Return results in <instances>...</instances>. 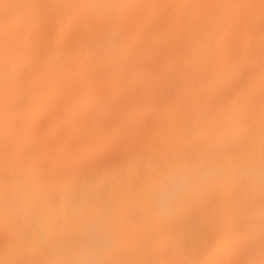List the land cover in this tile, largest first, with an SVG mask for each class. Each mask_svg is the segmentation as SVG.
Here are the masks:
<instances>
[{
  "label": "rangeland",
  "instance_id": "374dc122",
  "mask_svg": "<svg viewBox=\"0 0 264 264\" xmlns=\"http://www.w3.org/2000/svg\"><path fill=\"white\" fill-rule=\"evenodd\" d=\"M2 1L3 0H0V3H2ZM13 1L6 0L5 1L6 6L9 7V6L13 5L12 7L16 8L18 6H21V4H22V1H20V0H19V2H21V4H19V2L17 0H15L16 3L13 4ZM24 1H27L28 4L24 2V4H27V7H25L26 5L23 4L22 5L23 9L20 7L18 9H15V10L12 7L4 9L3 11L0 9L1 15L4 16V18L2 17V20L0 21V29L4 30L6 32L9 30L8 33L10 34L12 31H15V32L18 31L16 26L23 27L21 25L27 24L26 26L24 25V27L27 30H25V28L23 27V29L22 30L20 29L19 31L20 32L21 31L22 32L28 31V34H27V32L26 33L23 32L22 33L23 35L19 32H17V33L14 32L15 35L17 34V36H18V34H21L20 38L22 41V38L24 40L27 37H29L28 36L29 34H30V36L32 35V32H33L32 29L35 26L39 27V26H37V25H40L38 21H40L42 18H44L45 21L43 19L42 23L45 24V26H43V27H44V29L47 28L46 30L49 31V34H48L49 38H47L48 36L47 37L44 36L46 34L43 35V39L45 42V46H44L45 48L44 47L42 48L41 43L44 44V42H43V40H41L42 37L40 36V34H38V32L43 34L42 30H38V32H36V33L33 32V33H35V35L38 34L41 37V39H40L42 41V42L40 41L41 47L39 46V44L37 45L38 46L37 48H41V49H39L41 60L44 63L45 62L50 63L52 61L55 65H52V64L50 65V64L45 63L44 65L42 64L43 69L40 68V66H39V70L35 67V65L36 66L38 65L39 61L41 63H43L41 60L36 58V57H38V55L35 56L36 54H33V52H32L33 49L34 50H36V49L30 48V51H29V49H27L29 52H31V54H30V53H27L26 52L27 50L24 48V47L29 48L31 45L33 47H35L34 45L36 43H38L39 41L37 42L38 38L36 39V37H33V39H30L31 44H29V45L27 44L30 41L27 38L29 41L26 40L27 43L24 42V44H26V46L23 43H21V45L20 44L17 45V46H20V48L17 47V49H19V50L23 47L21 50L23 52H25V54L22 51L20 52L17 49H16V52L14 51L15 52L14 56L18 55L17 52H20L19 55L21 54L20 55L21 57H22V54H24L23 56H25V57L27 54H30L32 56L31 58H30V55H28L29 58L23 57V60L29 59L28 60L29 65H27V63H26L28 61L22 62L25 66H29V67H25L26 69L24 68L22 63L19 62V60H18L19 64L21 63L19 71H21V69L23 71V68H24V71L22 72V74L24 73L26 75L31 74L30 71H32L33 73H36V74L39 71H41V73H39L40 76L38 74H37V76L40 78H43L45 76V74H44V76L42 75V77H41V74L43 73V71L46 72V70H49L50 68L56 69V67H57L58 71L53 69L55 72L50 71V73H49L47 71V74L48 73L51 74V72H53V74H56V72H58V73L56 74L57 76L52 75L53 80H51V79L48 80L50 77L49 76L47 77V74H46L45 82H46V80H48L50 82H47L46 84H44V82L42 81L44 86L42 85V87H41V85H40L41 88H38V86H37L38 84L37 85L35 84L36 86L34 84H31L32 82L36 83L34 81L35 78L37 81L40 82L41 79H39L36 75L32 74V76H34V77H33V80L31 81V83H30L31 79L28 80V78L29 77L31 78L32 76H28V78L26 79L23 75L22 77H20V79L25 78V80L22 81L19 79V81H20L19 83L22 82V84H19V85H21L22 87L17 86L18 84L15 86L19 90V92H18V90L15 87H14V89H11V88H9V86L6 85V83L8 81H10L12 79V77L14 76V74L11 75L12 74V70H11L12 65L9 63V65H8L9 70L7 67L5 70H3L7 73V75L5 74V72H2L3 68L1 69V67L7 65L5 63L10 62V61L3 62L5 65H3V63L0 61L2 63V65L0 66V71H1L0 75L2 74L0 76V81L3 79L2 80L3 82L1 81L0 86H2V84H4L5 86H2V88L3 89L6 88L7 90H5V89L4 90L8 91V95H6L7 94L6 92H5V94H3L4 96L5 95L7 96L6 97L7 101L12 98L11 100H9V102H11V104L10 103L8 104L7 101H6L7 102L6 103L5 101H3L4 99H1V98H0V102L3 101L4 102L3 105L7 104V107L9 105V107L11 108V106L14 102L13 101L14 98L18 99L19 103L22 101L21 105L18 104L19 106H17V107H19V108L16 110L15 113H13L14 112L13 110H15L17 107L15 109L12 107L13 108L12 112L10 111L9 113L10 114L13 113V115H10V118H15L14 120H15L16 124H17V120H19V123L21 124L20 119L23 117V115L26 114L25 115L26 117L24 116L21 120L28 117V119H26L27 121H25V119L23 120V122L25 121L24 123H26L27 126L29 124L27 122H30L31 120L35 119L36 120L35 123L37 124V125L36 124L35 125L38 128L37 129L38 132H37V130L35 132V137H36V133H37V138H38V139L36 138L37 141L40 142V140H42L43 143H46L44 145V148L37 149V147L32 148L31 143L28 144L29 141H31V140H27V139L20 140V145H19L20 148L19 149H22V150H20L21 153L19 151V153L17 154L18 157H15L16 155H10L12 152L9 153V150H7V152L9 153L7 156L8 157L10 156L9 158L11 161L7 158L5 159L7 152L3 154V152H5V151H1L2 158H4V160H8V162L6 161L8 163V166L6 164H4L5 167L4 168L1 167V166H3L2 164L6 163V162L3 159L0 160L3 162V163L0 162V167H1L0 177L3 178V175L5 174V172H4V174H2V172L6 171V170H4L6 168L9 172L6 171L5 176H7V179L6 180L4 179V181H5V183H9L12 179L13 185L9 189V194L11 193V195H8L9 197L7 196V193H6L7 191L5 192V194H3V196H4L3 198H1L2 196H0V204H1V206H0V208H1L0 209V211H1L0 212V255H1V252L2 253L4 252V249L8 250V251H5L4 253H6V252L8 253L9 249H10V251L15 250L16 245H17V241L21 237L23 238V239L22 238L21 239L25 243V247H29L31 240H29L28 238L31 239L33 237V235H35L37 237V235H39V234L40 235L44 234L45 230H43V229L46 228V226H45L46 224L47 225L48 224L49 225L55 224L56 227L59 226V230L62 228V231H65L66 234H67L68 230H70L71 228H74L73 231L77 229L76 230L77 234L75 232H73V233H75L74 235L80 236L81 241L79 243L78 240L76 242L74 239L76 244L74 242V246L73 245H71V246L75 247V245L76 246L78 245L77 248H79V246H80L81 249H83V250L80 249L82 252H77L76 250H75V252H77V254L78 253L79 254L82 253V254L81 255L78 254V256H77V254H75V252L73 251L74 256H76V257H74L72 252H71L72 255L71 254L70 255L74 259V260L73 259L71 260V257L67 256L70 252L67 255L62 253L66 250L69 251L68 248L66 250H64V245H63V247H60V248L63 249L64 251H62L58 247V249L61 250L60 252L63 254V255L61 254V256L63 258L61 256H58V254H56V252L59 253L57 251L58 249L56 250V252L51 250L52 252H55V254L54 253L52 254L51 251L49 253V256H48V254H46V256L48 258L51 257L50 261H49V259H47V257H45V259H43L42 261H40L37 264H64L65 261H66L65 262L66 264H72V263L73 264H79V263L80 264H96L97 262H98L97 264H105V263H109V264H130V263L131 264H134V263L135 264H154V263H156V264H189V263H192V264H208L209 261L215 257V255H214V257L211 255H212V253L214 254V252L217 250L216 248L220 247V244H221L220 241L221 240L223 242H226L229 240L228 242L223 244V246H225V250L228 249V250L232 251L233 247L234 248L236 247V249H237L238 247L235 245L239 244L238 241L241 243V244H239L241 246V248H243V247L245 248V249L243 248V252L241 251L242 254H241V252H239L241 249H237V250H239L238 251L239 257L241 256V258L239 260L236 258L237 261H233L232 264L235 262H236V264H253V263L254 264H264V225H262V224H264V221H262L261 219H257V221H256L257 223H254V219H256L254 217H258V218L264 217V197H262V196H264V195H262V193H264V191H262V189H264V174H262V173H264V149H261L259 147V143H258L259 141L264 139V137H262L264 135H261V134H264V131H262V130H264V128H262V130L260 128L261 125H264V83L257 82L258 77L260 78V80H262V82H264V77H262V74H264V72H262V71H264V67H262V66H264V48H261V46L264 45V39H262V38H264V4H261V2H260L261 0H240V4H241L244 12L245 11L247 12V10H250V9H255L257 14H258V15L255 14L253 16V19H252V17H248L249 19H251L249 21H252V20L255 21L253 23L252 29H249V27H251V26L247 27V25L249 23H251L247 20L248 18L244 19V21H246V23L244 25L241 22V19L239 20L241 23L237 21L238 16H240L238 14H241L240 9L237 11L236 15L233 13L234 11L236 13V9L240 8V4L238 7H236V9L231 7V6L226 8L224 6L226 4V2H224V0H218V2L221 1L222 4L224 2V5H223L224 9L221 10L220 13L218 12L219 14L218 13L216 14L217 11L215 12L212 9H215V8L217 10H219L218 8L222 9V7H220L222 4H221V2H219V4L216 3L217 4L216 5L213 3V1L217 2V0H213L212 1L213 7H214V5H216L217 7H215V8L212 7V9L210 11L211 13L208 14L211 16H207L204 19L203 17L198 15L199 18L201 17V19L204 20L203 23L205 24L204 27H202V28H205L206 34H204L202 38L199 37L200 33H197L196 28H194L192 30H188L189 29L188 24L190 22L191 13L189 11L186 12L185 11L186 9L180 13L184 19V20H181L182 22L180 20H179V22H178V20H176V19H181L180 18L181 16L178 17L179 13L177 12L176 9H173V8H171L173 10L171 12H170L171 9H168L169 10L168 15L172 14V15H169V17L171 19L169 18V21H166V20H168L167 18L166 19L162 18L164 20L161 21L159 15L162 14L161 12H163V11H160V9H159L162 7V5L159 3L160 1L158 3L157 2L153 3L154 4L153 9L157 11L154 13V15H151L152 13L149 15L148 14L149 10L147 11V14L151 18H154L153 20L156 19L155 22H150L149 21L150 18L147 16V14L145 12L143 13L141 11L142 10L141 7L147 8V6H145V5L142 6V4H144V3H142L141 1H136V0H131L132 2L134 1V4L132 7H131L132 4L129 3L130 0H122V1L118 0V3H117V0H114L115 2L112 3V5L115 4V7L113 5L114 9L112 8V6H108V5H111L110 0H98V1L95 0L96 2H100L97 4V5H99L100 9L96 10L97 5H95L96 8L94 9V11L96 12V13L95 12L94 13L97 14V12H98V14H99V15H97V17L95 16V14L92 17V15H91L92 12L88 13L89 11L84 10V13H83V11L82 12L80 11L82 8L85 9V6H84L85 3H86L87 8H89L87 5V0L85 1V3L83 0H81V1L80 0H70L69 1L70 4L68 3V0H63V1L61 0L62 3L64 2L63 4L59 0H56V1L53 0L54 3L53 2L50 3V0L49 1L46 0L47 2H49V4L45 0H32V4H31L32 6L31 7H30V3H29V2H31V0H24ZM93 1L90 0V2H88V4L89 3L91 4ZM95 1L93 3H96ZM119 1H121V4ZM143 1L147 2L146 4H148V2H149L147 0H143ZM154 1H157V0H154ZM161 1H162L161 2L162 4L167 3V0H161ZM170 1L168 0L167 4H169ZM6 2H9L10 4L8 5V3H6ZM55 2H56V5H55ZM150 3L151 2H149V4ZM3 4H4V2L1 4L4 8L5 4L4 5ZM15 4H19V5L15 6ZM33 4H35L38 7V10L40 9L39 13H41L42 11L44 12V15L47 16L48 21H49V19H50V21L53 20L52 23L50 21L48 22L52 25H50L46 22L47 19L45 18V16L43 17V14H39L36 12V9L33 8V6L35 7V5H33ZM50 4H52L51 8H53L52 9L53 13L50 12V10H51ZM60 4L62 6H60ZM71 4L72 5L75 4L76 7L77 6L78 7L76 9H74ZM116 4L118 6H116ZM127 4H130V5H128V6H130V10H131V8L134 9V11H135L134 13L129 11V7H127ZM75 5H73V6H75ZM227 5L228 4H226V6ZM42 6L45 8V11H44V8ZM91 6H92V4H91ZM148 6H151V5H148ZM203 6L205 7V3H203ZM92 7H94V6H92ZM92 7H90L89 9L91 10ZM27 8H29L28 9L29 14H27L26 10H25L26 14L24 13V9H27ZM30 8H33L35 10L34 11L31 9L33 12L36 13V14L34 13V15L36 17H39V15L42 16V17L40 16L41 18H37L38 21H37V19H36V21H35V19H33V21L31 20V23L29 22L30 16L27 17V15L31 14ZM54 8L57 10H55ZM108 8L113 9L110 11L108 10L110 12L109 15L112 16L113 19H114L115 15H117L116 14V13H118L117 11H120L119 9H121V11H123L122 14H121V12L119 13V14H121L120 17H116L114 19L115 23H117V25H115L114 28L111 26V24L114 22L111 21L112 19L109 15H108L106 20L103 19L102 17L100 18V16L103 14L102 12L106 13V9H108ZM146 8L143 10L146 11L147 10ZM150 8L151 7H149V9ZM163 8H164V5H163ZM77 9L79 10V12ZM16 10L19 13V16L17 18H20V16H21V18L18 19L17 24L15 22V25H14V22H13L10 26H8V25L5 26V24H7L5 22H7L9 19L12 20V19L16 18L17 14H18V13L16 14V12H17ZM46 10L48 12H46ZM72 10H73V12H72ZM151 10H150V12L154 11V10H152V11ZM230 10H231V12H230ZM14 11H15V13H14ZM91 11H93V10H91ZM164 11H165V8H164ZM77 12H78V15L82 13L81 16L84 14H87L86 18H84L85 16L82 17L83 21L84 20H85V22L87 20H88L87 22L91 21L92 23H94V25L97 24V22L99 24H101V25H97V26H99V27H97L98 29L103 27V29L101 31L99 29V31L102 32L100 37L98 36L99 42L97 41L98 37H96L99 31L97 30L98 32H96L95 28H94L96 25L92 27V29L94 28V30H92V31L90 30V33L93 32V34L91 33L92 37H93L94 33H97V34H95V38L94 37L90 38V34H88L89 33L88 30L90 28V26H89L90 22H89V25L87 24L88 26L86 25L87 27H85V29H83L84 24H86L85 22H83L84 24H82V22H81L83 27H82V25H81V27L75 25V24H78V25L80 24V23H77V22H80L79 20L77 21V19H76V18H78V19L80 18V15L78 17ZM124 12H127V13H124ZM185 12L187 14H185ZM193 12H195V10ZM48 13L51 14L52 16H54L53 19L51 18V15H48ZM56 13H58L57 15L60 14L59 17L56 15ZM66 13L70 16L67 17ZM129 13L131 15H133V14L134 15L131 17ZM212 13H214V14H212ZM107 14H108V12L106 13V15ZM124 14L125 15L127 14V16H130V19H129L130 25L128 24L129 20L126 21L127 18H129V17H127L126 19L122 18L124 16ZM136 14H138L137 17L139 20L137 19V21L139 22L138 23L139 25L137 23L136 24L138 26H140V24H141V27H139V28L137 25H136L137 28L134 27V24L136 21V19L134 21V16H136ZM1 15H0V17H1ZM89 15H91V16H89ZM234 15H235V17L233 18L234 22L239 23V25L241 24L240 26L233 23V24H235V26H234L231 23L233 20H229ZM13 16H14V18H13ZM160 16H162V15H160ZM241 16H244V13H243V15L241 14ZM94 17L96 19L91 20ZM109 17L111 19L110 23L112 22L111 24H109ZM164 17H166V16L164 15ZM176 17H178V18H176ZM25 18H28V20L27 19L26 20L30 23L32 28H31V26H29V23L27 21H25ZM119 18H122V20H123V22H125V24L119 23L121 21V19H119ZM157 18L160 20V23H159L160 29L165 28L166 26L164 27V24H166L167 26L170 27V28L168 27L169 29L174 28L173 31H175L176 30L175 27H178L176 25V23H179V25H181L179 27H181L182 30L180 32L176 33L175 38H174L175 44L174 43L170 44V45L174 44L172 46V48L168 47L165 44V42H167V41H165V42H162L163 40L160 41L161 38L159 36L163 32H166V31H163V29H162L160 31V33H161L160 35H159V32H156V33H158L159 36L156 35V33L154 32L155 30H153V29H155L156 27L153 28L152 23L155 24L158 21ZM239 18H241V17H239ZM73 19H76V20L73 21ZM201 19L198 20L199 23L202 22V21H200ZM23 20H24V22H23ZM71 20L73 21L72 24L74 25V29H73L74 31H71L72 34L75 33L73 35L70 34L71 32H69V34H68V32H67L68 30H66V28L68 26H70V27H68L69 31L72 29L71 28L72 25L70 24ZM97 20H99V21H97ZM103 20L108 21L106 23V25L103 24ZM21 21L23 24L18 25L19 22H21ZM105 21H104V23H105ZM151 21H152V19H151ZM174 21H176V23ZM131 22H132V24H131ZM183 22H184V24H183ZM1 23H4V25H1ZM148 23L151 24V26ZM9 24H10V22H9ZM59 24H60V26H59ZM156 24H155V26H156ZM249 25H252V23ZM11 26H13V27H11ZM27 26H28V28H27ZM131 26H133L134 30L131 29L132 28ZM242 26H245V27H242ZM151 27H152V29H151ZM187 27H188V29H187ZM13 28L14 29L16 28L17 30H14ZM77 28L79 29L80 33L81 32L83 33L84 37L82 36V33L80 34L79 32H77V30H78ZM86 28H88V30ZM49 29L51 30V32L53 31V33H51ZM169 29H167V27H166V30L170 31ZM2 30H0V32ZM65 30H66V32H65ZM128 30L130 32L131 31L132 32L130 33V32H128ZM149 30H150V32H149ZM6 32H1L2 34H0V37L1 38L3 37L2 40L7 39V37L4 36V33L6 34ZM46 32L47 31H45V33ZM63 32H65V33H63ZM76 32H77V34H76ZM171 32H172V30H171ZM184 32H185V34H184ZM8 33H7V35H8ZM55 33H57L56 35L61 36V38L56 39L57 36L55 35ZM149 33L151 34V37H149L150 36ZM24 34H27V36L25 37ZM50 34H52V36H50ZM79 34L82 36V39L80 38ZM87 34H88V36H87ZM66 35L67 36L69 35L68 37H72L74 39L76 37V39L74 41L70 40V38H69V40L71 42H73L74 44L73 43L70 44V42L67 39L68 37ZM74 35H76V36L74 37ZM10 36H11V34H10ZM157 36L159 37V40H158ZM188 36H191L192 38H187ZM4 37H6V38H4ZM14 37H15V39L17 38L16 36H13L12 38H14ZM78 37H79V39H78ZM1 38H0V41H2ZM20 38H19V40H20ZM34 38H35V40H34ZM87 38L89 40H87ZM46 39H48V40H46ZM188 39L189 40L194 39V41L197 42L194 48L189 45ZM219 39H222V41ZM261 39H262V41L260 42ZM45 40L48 42H51L52 48L55 47L54 51L56 50V47H57V50L60 49L59 48V41L62 40L63 43L66 41L64 43V46L62 45L63 44L62 41L60 42V45H61L60 50L63 52L62 53H60L58 51H56V52L52 51L51 52V47L50 46L48 47L49 43L46 44ZM77 40L79 41V43H80V40H84V42L86 44L88 43L89 47L87 45H84L85 43L83 41L81 43V44L84 43L82 46H81V44L78 45ZM35 41H36V43L33 45L32 43ZM86 41H88V42H86ZM216 42H218V45H219L218 47H220V48H221V45L223 44L222 42H224V45L229 46V47H227L229 52L227 51L226 55L227 56L229 55V57L231 58V60H229V61H232V63L228 62L227 56H225V58H223V56L221 55V53H223L222 51H221L220 55L216 54V55H219V59L213 58L214 56H216V55H214L213 57H211L210 63H208V60H209L208 57H210L208 52L210 51V49L214 45H216ZM226 42H227V44H226ZM66 43L68 45L70 44L69 50L71 49L73 52L68 51V48H67V51H66V49H64V48H66V45H65ZM89 43H92V44L89 45ZM219 43H222V44H219ZM10 44H11V42H10ZM75 44H76V46H75ZM258 44H259V47L255 48L254 46L258 45ZM248 45H250V54L247 53V52H249V51H247V47H249ZM188 46L190 48H192V50L190 48L188 49ZM223 47H222V50L225 51L226 48L224 47V49H223ZM166 48H170L169 49L170 51ZM31 49H32V51H31ZM193 51H197V54L193 53ZM69 52L72 53V56H69V55H71V54H69ZM63 53L67 54V56L65 57V55ZM32 54L35 56V58ZM193 54H194V56H193ZM200 54L204 56L203 57L204 59H206L205 63H203L201 65L199 64L198 61H197L198 63H196L194 60V57L197 58V55H200ZM73 55H74V57H73ZM79 55L81 58L79 57ZM247 55H249V56L247 57ZM88 56H92V60H90L91 57H90V59H88ZM8 57H10V56H8ZM67 57L68 58L71 57L70 62H69L70 64H71V62H73V60L71 61L72 57L74 59L73 63L76 64V65L73 64L72 67L69 66L68 67L69 70H67L68 69L67 65H66V67L63 66V64H66L69 61V59H68V61L66 60ZM96 57H98V59H97L98 62H97V60H95V63H94L93 60ZM181 58H183V62H185L187 64L191 63L194 67L190 64V65H185L188 67L183 68L184 63L182 62V64H181V62H180V64H179V60H181ZM5 59H7V58L5 57ZM31 59L33 61H31ZM36 59H38V60L36 61ZM83 59H87V60L84 61ZM226 59H227V61H226ZM34 60H35V62H37L36 64H35ZM47 60H49V61H47ZM81 60H83V61L80 63ZM30 61H31V63H34L35 65L30 64ZM110 61H111V63L109 65ZM69 63H68V65H69ZM103 64H106V68L110 67L109 71L106 70L108 72H105V70H104L105 66ZM32 65H34L33 69H31L33 67ZM46 65L49 66V69H45V67L46 68L48 67ZM177 65H178V67H177ZM182 65H183V67L180 68V66H182ZM228 65H230V66L234 65L233 69L230 68L233 70V72L229 69L232 73L228 72V67H227ZM52 66H54V67H52ZM101 67H102V69H101ZM63 68L66 69L67 71L64 70ZM40 69H42V70H40ZM194 69L196 71H194ZM25 70H27V71L25 72ZM28 71H29V73H28ZM258 71L260 72L259 74L257 73ZM8 72H9V76H8ZM261 72H262V74H261ZM227 73H229V75ZM230 74L232 76L231 78H229ZM248 74L250 75L249 79L247 77V76H249ZM256 74H257V77H256L257 79L254 80L255 79L254 77L256 76ZM18 75H19V73H18ZM20 75H21V73H20ZM6 80H8V81H6ZM26 80H28L29 82ZM24 81H26V82H24ZM24 83H27V84H24ZM29 83L31 84V87H29L30 86ZM79 83H81V84L84 83L85 84L84 87H86L87 89L83 90L80 87L82 85L81 84L79 85ZM111 84H112V86H111ZM33 86H35V87H33ZM26 87H29L28 88L29 90ZM36 87H37V89H36ZM75 87L79 90H77ZM8 88H9V90H8ZM22 88H25V89H22ZM3 89H2V91H3ZM26 89L29 91L28 92L29 94L31 92V95H32V92L35 95L36 91L38 92L40 89H42V93H37L35 96H33V100H32L31 99L32 96H30L28 93H26L27 92ZM143 89L146 92H144ZM20 90H22L21 91L22 93L26 91L25 93H23L24 95L20 92ZM30 90H32V91H30ZM43 90H45V91H43ZM47 91H49V93ZM74 91H76V92H74ZM1 92H0L1 97L5 98V97H3ZM16 92H17V96H19V93H20V96L18 98H17V96L15 97L14 93H16ZM44 92H46V95H42V94H45ZM80 92H82V94H78ZM146 93H147V95H146ZM27 94L29 95V99H31L32 102H34L35 104L31 103V101L28 100ZM49 94H52L53 97L51 95L49 96ZM10 95H11V97H9ZM47 95L49 96V98L52 99V100L50 99L51 101H47V97H46ZM43 96H45V99H46L45 101L51 102V103L49 106H46L44 110H41L40 107L43 108V106H41V104L45 102ZM76 97L79 99H77ZM182 97L183 98L185 97V99H182ZM41 98H43V99H41ZM16 99H14L15 103L18 102V101H16ZM92 104H93V106H92ZM1 105H2V103H0V112H1L0 113V119H1L0 120V123H1L0 128H1V126H3L1 121H3L4 118L8 117V115H9L5 111L6 105L4 106L3 110H2L3 105H2V107H1ZM16 105H17V103L15 104V106ZM45 105H47V104H45ZM70 106L72 107V108H70V109H72V111L74 108V111L72 113V115H73L72 117L69 116L67 113V109ZM8 109L9 108H7L6 110H8ZM4 114H5V116H4ZM15 114H18L17 120L15 117L17 115H15ZM28 114H29V116H28ZM69 114L71 115V113H69ZM19 115H21L22 117ZM67 115L69 116V118ZM91 115H92V117H91ZM252 115L254 116V118L252 117ZM30 116L32 118L34 116L35 118L30 119L31 118ZM39 116H40V118H39ZM230 116H231V118H229ZM258 117L260 118V120L258 119ZM261 117H262V119H261ZM255 118L257 120H255ZM228 119H229V121H228ZM231 120H234V121H231ZM238 120L243 124L245 121L246 125L244 124V126H243L241 123H239ZM135 121L137 122V125H134L133 127H131L130 125L132 123H134ZM253 121L254 122L259 121V122L257 124H252ZM123 122L127 123L128 128L125 127L124 129H122L123 128L122 127ZM19 123L17 125H19ZM231 123H233V124H231ZM235 123H236V126L241 124L239 126L240 128L238 126L236 127L234 125ZM250 124H252V126ZM32 125H34V124H32ZM231 125H234L235 127L231 126ZM255 125H257L256 128H255ZM259 125H260V127H258ZM123 126H126V125H123ZM242 126H243V128L241 129ZM210 128L212 130H210ZM252 128L254 130H251ZM213 129L218 130V132L214 138H211V136H213V132H209V131H213ZM230 129H233V130L238 129L237 131L240 133V134H238V136L239 135L241 136V137L239 136L240 137V139H238L239 142L237 140L236 142H234L235 143L234 144L232 141L229 140L230 139L229 138V132L231 131ZM239 129H241L242 131L240 130L241 131L240 132ZM255 130L258 131L259 135L255 132ZM215 132L216 131H214V133ZM164 133L166 134L165 136H164ZM207 135H210V140L208 138L209 136H207ZM250 135H252V136H250ZM242 137L243 138L249 137V138H247V139H245V141H243ZM259 137H260V139H259ZM217 138H219V139L221 138L224 141L221 140L218 143L215 140L216 142H214V139H217ZM252 138L253 139L257 138L258 142L256 145L254 142L255 139L252 141L249 140L250 141L249 143L247 142V144L246 143L244 144V142H246L248 139H252ZM212 139H213V141L211 142ZM23 141L24 142L26 141L27 143H24V144L21 143ZM225 141H226V143H225ZM205 142H207V143H205ZM21 144H23V145H21ZM164 144H165V146L163 148ZM220 144L225 145V147L223 149H221L223 146ZM21 146H23V147H21ZM166 146L167 147L170 146V147L167 148ZM226 146L228 148H226ZM225 148H226V150H225ZM229 148H232V149H229ZM259 148H260V150H259ZM30 149H32V151L34 149H36L38 152L35 150L32 152ZM0 150H1V148H0ZM260 151H262V153ZM145 152H146V154H145ZM221 152L226 153V154L223 155ZM1 153H0V155H1ZM254 155H255V157H253ZM259 155L262 157L261 159H260ZM17 158H20V159H17ZM18 160L19 161L23 160V163H25L24 166L19 165V167H20L19 168L18 167L19 163H17V167H18L17 168L16 165L13 164V163L18 162ZM32 161H36V162L33 163ZM38 162H39V164H37ZM23 163L20 162V164H23ZM35 164L38 165V168L36 167ZM27 166H29V167H27ZM147 166H150V169H148L149 167L147 168ZM168 166H170V167H168ZM211 166H214V167H211ZM14 167H16V169ZM202 167L206 168V170L204 169L205 171H207L208 169H209V171L211 169H212V171L215 170L216 172L215 171L214 172L217 174H214L211 171V173L209 174L210 176L206 175V172L202 169ZM207 167H209V168L207 169ZM215 167H217V168L214 169ZM12 168H13V170H12ZM54 168H56L55 171L57 169L58 170L55 172ZM246 168H248V169H246ZM50 169H51V171H50ZM258 169H259V171H258ZM245 170H246V172H245ZM29 171H31L32 176H31V174H28V173H30ZM44 171L49 176H46L44 174ZM157 171L159 173H157ZM180 171H182V172H180ZM184 171L186 173H184ZM209 171H207V173ZM232 171L234 172V174ZM37 172L39 173V175H37L38 174ZM49 172H51V173L49 174ZM61 172H63V173H61ZM132 172H133V174H132ZM143 172L145 175L143 174ZM177 172L179 174H177ZM200 172H202L203 175L200 176ZM41 173H43L44 176L41 175ZM173 173L175 176L173 175ZM187 173H189V175ZM33 174H36L35 175L37 177V178H35L36 183L33 181L34 180L33 178H30V176L34 177ZM54 174H58L60 176L55 175V177H54ZM61 174H62V176L64 175L63 177H65L64 179L62 178L64 181L60 180L62 177ZM158 174H160V175H158ZM186 174L188 175L187 177H189V176H191V177H189L190 179H188L186 177L187 179L184 182V180H182V178L185 177L183 175H186ZM204 174H205V176H204ZM254 174L257 175V178L255 177ZM195 175L197 176V178ZM50 176H52V177H50ZM178 176H180V177H178ZM232 176H233V179H232ZM45 177H47L48 179H46ZM56 177H58L59 179H57ZM226 177H227V181L226 182L222 181V180H226ZM234 177H235V179H234ZM41 178H43V181H41L42 185H45V186H41V183L39 182V180ZM72 178H73V182H72ZM167 178H168V180H167ZM212 178H213V180H212ZM45 180H47V181H45ZM50 180H52V181L50 182ZM181 180H182L183 184L187 183L188 182L187 180H190L191 182L189 181L188 185L186 186V189L183 188V192H181L182 191L181 190L177 194V196H175V194L177 193V192H175L174 196H172V198H170V201H168V202L166 201L167 203L165 202L167 204V205L165 204L166 207H162V206L159 207V205H162V204L159 203V200L156 201L155 197H156V194L158 195L160 189L162 191H164L163 189H165V190L166 189H168V190L173 189L175 186L173 184L176 182L178 183V181L180 182ZM207 180H208V182H207ZM171 181H173V182H171ZM174 181H176V182H174ZM196 181H197V185L195 184ZM70 182L74 183L73 184L74 188L71 187L72 183H70ZM219 182H223V183L219 184ZM52 183H53V186H50V184H52ZM55 183H57V184H55ZM59 183H60V185H59ZM61 183H62V185H61ZM69 183H70V185H69ZM112 183L114 186L112 185ZM202 183H203V185H201ZM84 184L85 185L89 184L87 186L88 187L90 186V188H88L86 186L88 188V190L86 189V191L89 192V194L87 195L88 197L86 195L85 196H82V195L79 196V194L84 195V191H85V189H84L85 187L83 188ZM178 184H181V183H178ZM194 184L196 185V187L193 191V193H195V194H193L192 190H190L193 186H195ZM205 184H206V186H205ZM223 184H225V185H223ZM229 184H231V185L234 184V188L229 187ZM56 185H59L58 188L60 191L58 190ZM78 185H80V186H78ZM94 185H96L95 189H94ZM146 185H148L149 187ZM171 185H173V186H171ZM54 186H55V191H53L52 195L54 197H57V196H60V194H61L60 197H57L60 202H57L58 200L56 198H55L56 201H54V200L51 201V199H50L53 196L51 194H49L48 191H50L52 189L54 190ZM101 186H102V189L100 190ZM198 186L201 189H199ZM36 187L37 188L39 187L40 189L39 188L37 189ZM44 187H45V189H42ZM47 187H49L50 189ZM60 187L62 189H60ZM68 187L71 190L72 189H74V190H72L69 193ZM76 187L77 188L80 187V188L77 190ZM81 187L83 188V190L81 189ZM111 187H112V190L110 189ZM188 187H190V188H188ZM67 188H68V190H67ZM230 188H232V190L234 189V193H232L233 191ZM257 188H259V190ZM12 189H13V191H15V194H14L15 197L12 194V193H14L12 191ZM92 189H94V192L92 191ZM187 189H189L188 190L189 191L188 196H190V197L193 196L196 199L193 198V200H192V198H190V197L187 198L186 195H184V192L187 191ZM221 189H222V192L220 193ZM236 189H237V192H236ZM28 190H30V191H28ZM44 190L46 192H44ZM151 190H153V191H151ZM168 190H166V191H168ZM200 190H201V192H200ZM230 190L232 192H230ZM36 191L37 192L39 191L38 195L41 191L44 192L42 195L48 196V198L42 196L40 193V196H42V197L38 198L39 196L37 195L38 197L36 196L37 198L34 201L33 196H34V194L36 195ZM98 191H100V192L98 193ZM51 192L52 191H50V193ZM56 192L58 193V195ZM61 192L64 193L66 195V197L69 194H72V195H69L70 197L71 196L74 197V194L76 192H79V193H76L74 199H73V197L71 198V201H74L75 203L78 202L77 205L75 203L74 204L72 203V205H74L73 207L75 209H73L71 204L70 205H71L72 209H70L71 208L70 206L67 207V205L70 201L66 204L63 203L65 205L62 204V202H64V200L62 199L63 195ZM88 192H86V194ZM140 192H141V194H140ZM150 192L151 193L155 192V193L151 194ZM180 193H182L183 195ZM26 194H29L27 196H30L29 198H31V199H27L28 197L24 196ZM47 194H49V195H47ZM107 194H109V195H107ZM191 194H193V195H191ZM198 194L199 195L201 194V195L198 196ZM219 194H221V195H219ZM256 194L258 197L256 196ZM145 195H146V197H145ZM11 196H13V197H11ZM105 196H108V197L106 198ZM217 196H218V198H217ZM219 196H220V198H219ZM68 197L66 199H68ZM76 197H78V200L80 197H82V198L84 197L85 201H83L82 198H80L81 200L77 201ZM237 197H239V198H237ZM4 198L7 200L4 201L3 200ZM12 198H14V199L12 200ZM87 198H89V199H87ZM113 198L114 199L118 198L119 200L116 199L113 201ZM20 199H22V200H20ZM24 199H27L26 204L29 201L27 208L26 207H20V206H22V204L19 202L23 201ZM48 199L50 201L49 205H48V201H47ZM108 199H111V201ZM205 199H208V200H205ZM68 200H70V199H68ZM105 200H106V202H105ZM11 202L13 204V207L11 208L12 211L9 209L10 206H8V204L11 205L10 204ZM34 202L35 203L37 202L36 209H35V205H34V207H32ZM46 202H47V204H46ZM111 202H114V203H111ZM115 202H117V203H115ZM157 202L159 203V205ZM204 202H206L207 206L205 205ZM2 203H4V204H2ZM42 203L44 204L45 207L47 205V207L45 209H43L44 206H42ZM126 203H128V204H126ZM153 203H154V205H152ZM211 203H213V204H211ZM39 204H41V205L39 206ZM187 204H188V206H187ZM7 206H8V208H7ZM143 206H145V207L142 208ZM147 206L150 207L149 211H148ZM204 206H206V207L203 208ZM17 207L20 210H17L16 209ZM81 207H83V208H81ZM131 207H132V209H131ZM187 207H188V209H187ZM189 207H191V209ZM25 208H26V211L28 209L29 213L25 211ZM37 208L39 210H37ZM56 208H57V210H56ZM65 208H66V210H65ZM67 208H68V210H67ZM160 208H161V211H160ZM195 208L196 209L199 208V209L196 210ZM234 208H235V210H233ZM8 209L10 210V212H8L9 211ZM53 209H55V210H53ZM186 209L189 211L186 212L187 211ZM194 209H195V211H193ZM240 209H242V210H240ZM3 210H5L6 213L5 212L2 213ZM43 210L45 212H43ZM84 210H86L84 213L85 217L84 216L81 217V213H82L81 211H84ZM156 210H158V212ZM180 210H183V212H185L181 216H180L179 212H182V211H180ZM34 211H36V212L34 213ZM154 212H155V214H154ZM228 212H230V213H228ZM17 213H19V214H17ZM27 213L30 216H28ZM130 214H131V216H130ZM164 214H165V216H164ZM2 215H3V217H2ZM17 215H19V217H17ZM86 215H88V216H86ZM98 215H99V217H98ZM217 215H219V216H217ZM42 216H44V217H42ZM251 217L254 218L252 220L253 222H251V219H248ZM7 218H9V219H7ZM18 218H19V221L16 222L15 220H18ZM123 218H124V220H123ZM179 218H180V220H179ZM244 219L246 221H244ZM248 220H250L249 225H248L249 222H247ZM7 221H8V223H7ZM88 221H90V222H88ZM118 221L121 223H118ZM183 221H187V222H183ZM242 221H244V222H242ZM259 221H261V222H259ZM15 222L19 223V224H17V226H16ZM32 222H34V223H32ZM86 222L89 224H87ZM98 222H100V224ZM171 222H173V223H171ZM238 222L239 223L242 222V223H240V225L242 224V226H239V228H238L240 230L239 232L236 231V230H238L237 229V227H238L237 225L239 224ZM245 222H246V224H245ZM114 223L115 224L117 223V225H114ZM122 223L124 225L126 223L128 224V229L126 232L127 236H129L130 234H135V233H137V235H138V239L134 240L132 243H129L127 247H122L123 241L120 242V239L122 237L120 236L121 234L119 233V231L117 233V234H120V235H118L119 237H117L116 235L112 236V234H114V233H112L114 226H117L119 228ZM161 223H162V226H161ZM21 224H23V227L20 226ZM104 224H105V226H104ZM251 224H253V226ZM30 225L32 226V228ZM79 225H80V228H79ZM225 225H226V227H225ZM12 226H14V227H12ZM251 226L253 229L250 228ZM17 227H18V229H17ZM35 227H36V229H35ZM56 227H55V229H56ZM170 227H171V229H170ZM224 227L227 228L226 230L228 232L225 230ZM228 227H229V229H228ZM99 228H101V229H99ZM78 229H80V230H78ZM164 229H166V231ZM223 229L226 231V233H229V235L227 234L228 236L223 235V233L226 234ZM36 230H37V232L39 231L40 233L38 234L36 232ZM11 231H12V233H11ZM71 231L68 232V234L66 236H69V234H71L70 236L72 238L74 235L72 234ZM78 231L81 233V235H84V236H81ZM232 231H233V233H232L231 238H230V234ZM149 232L150 233L152 232L151 236H150ZM190 232L195 233L196 236H194L193 234L190 235L191 234ZM237 232H238V234H237ZM19 233H20V235H19ZM21 233H23V234H21ZM25 233H26V235L27 234H30V235L26 236ZM143 233L144 234L147 233V235L148 234L149 235L148 236L144 235L145 237H143V235H142ZM234 233H235V235H234ZM157 235H158V237H157ZM159 235H162V237L164 236L163 239H165V240H162V237L160 239ZM236 235H237V237H235ZM40 237H41V239H39V241L42 240L44 236L43 237L40 236ZM40 237H38V238H40ZM81 237L83 238L84 241L81 239ZM191 237H194V238L191 239ZM225 237H227V238H225ZM12 238H14L16 241ZM73 238H76V237L74 236ZM73 238H72V240H73ZM108 238H109V240H107ZM223 238H225L226 240L224 241ZM239 239L244 240V241H240ZM160 240L163 242H161ZM191 240H193V241H191ZM230 240L232 243L230 242ZM232 240H234L237 244H234L235 242ZM92 241H94L93 242L94 244L92 243ZM81 242H82V244H81ZM83 242H85V244H83ZM105 242H107V244L108 243L109 244L104 245V244H106ZM139 242H140V244H139ZM244 242L246 244H244ZM247 242H248V244H247ZM26 243H27V245H26ZM44 243L45 242L43 241L42 244L44 245ZM148 243L149 244L151 243V244L149 245ZM191 243H192V245H191ZM231 244H233V245H231ZM9 245L12 248L14 245L15 246L13 249H11L9 247ZM81 245H83L84 248ZM90 245H91V247H89ZM131 245L134 247H132ZM209 245H212V246L209 247ZM244 245H246V246H244ZM71 246H68V247H71ZM124 246H126V245L124 244ZM226 246H230V248L226 247ZM231 246H232V248H231ZM90 248H93V249H90ZM121 248H123V249H121ZM175 248H177V249L180 248V249L178 251ZM255 248L258 250V252L256 250L254 251ZM84 249L87 251H84ZM100 249L103 251H101ZM106 249H108V250H106ZM174 249H175V252H174ZM71 250H73V248H70V251ZM117 250L119 251L118 253L116 252ZM139 250H140V252H139ZM161 250L163 253L161 252ZM218 250L220 252L219 254H221V253L224 254L222 252L223 247L218 248ZM225 250H223V251L225 252ZM131 251H132V253H131ZM245 251H247V252H245ZM167 252H168V255H167ZM176 252H178L177 253L178 255L176 254ZM188 252H190V253L188 254ZM217 252H215V253L217 254ZM65 253H67V252H65ZM159 253H162V255H160ZM50 254H52V255H50ZM238 254H237V256H238ZM3 255L5 256V254H2L1 256H3ZM64 255H66L67 257H65ZM172 255H173V257H172ZM191 255H193V256H191ZM4 256L0 257V263H2V262L4 263L6 261L4 264H10L8 262H10L9 259L11 258L10 259V260H12L11 263L17 264L18 261H16L15 257L13 259H12V257H9V259H7V257H6L5 258L6 260H4ZM56 256H58L59 258H57ZM106 256L108 257V259L106 258ZM124 256H126V257H124ZM209 256L211 259L209 258ZM143 257L146 258V261L143 260L144 259ZM147 257H148V259H147ZM52 258H53V260H52ZM79 258H80V260H79ZM115 258H116V261H115ZM133 258H134V261H133ZM206 258H208L209 260L207 261ZM91 259H94V260H91ZM106 259L109 261H106ZM135 259H137L136 262H135ZM204 259H206V260H204ZM15 261H16V263H15ZM99 261H101V262H99ZM121 261H124V262L121 263ZM21 262L26 263L24 261H20V263ZM211 262L212 263H210V264H214L213 261H211ZM18 264H19V262H18ZM32 264H36V263H32Z\"/></svg>",
  "mask_w": 264,
  "mask_h": 264
},
{
  "label": "bare ground",
  "instance_id": "6f19581e",
  "mask_svg": "<svg viewBox=\"0 0 264 264\" xmlns=\"http://www.w3.org/2000/svg\"><path fill=\"white\" fill-rule=\"evenodd\" d=\"M5 1H6V0H3L2 3L4 2V4H5ZM11 1H13V0H11ZM14 1H15V0H14ZM14 1H13V4L16 3V1H15V2H14ZM17 1L19 2V0H17ZM20 1H22V4H21V2H19V4H21V6H18L19 4H15V6H18V7H16V8L12 7L13 5L7 7L6 4H5L6 7L4 6V8H3V6L1 5L2 3H0V5L2 6V7L0 6V9L3 11L4 9L11 8V7H12V8H14V10H15V9H18L19 7L22 8V7H23L22 5L24 4V2L27 3V1H24V0H20ZM45 1H46V0H45ZM47 1H49V0H47ZM47 1H46V2H47ZM54 1H56V0H54ZM54 1H53V0H50V3H51V2L54 3ZM59 1L62 3L63 0H62V1L59 0ZM69 1H70V0H68V3H69ZM80 1H81V0H80ZM83 1H84V3H85L86 0H83ZM91 1H93V0H91ZM94 1H95V0H94ZM94 1H93V2H94ZM96 1H98V0H96ZM96 1H95V2H96ZM121 1H122V0H121ZM121 1H119L120 4H121ZM136 1H141L142 3H144V4H142V6H144V5L147 6V8H146V7H143V8L141 7V9H142L141 11H142L143 13L145 12V13L147 14V11L149 10V11H148V14H149V15H150L151 13H152L151 15H154V13L157 12L156 10L153 9V8H154V6H153L154 4H153V3H154V2H155V3H156V2L158 3V2L160 1L159 3L162 5V7H161L162 9H161V8H159V9H160V11H163V12H161L162 14H160V13H159L160 11H159L158 13H159L160 15H162V16H160L159 14H158V15H159L161 21L164 20V19H166V18L168 19V20H166V21H169V18H170L169 15H172V14H169V15H168V12H169L168 9H171V8L177 10V12L179 13V14H178V17L181 16V17H180L181 19H176V20H178V22H179V20H180V21H181V20H184L183 17H182V15H181L180 13L183 12V11L186 9V10H185L186 12L189 11V12L191 13V16H190V22H189V24H188L189 29H188V27H187V29H188V30H192V29L196 28V29H197V33H200V34H199V37H201V38L203 37L204 34H206V32H205V28H202V27H204L205 24L203 23L204 20L201 19V17H203V18L205 19V17H207V16H211V15H208V14L211 13L210 11H211V9H212V7H213L212 4H213V3H214V4H216V3L219 4V2H221V1L218 2V0H217V2H214L213 0H171V1L169 0L170 3L167 4V3H168V0H167V3L165 2L166 4H164V3L162 4V3H161V2H162L161 0H157V1H154V0H147V1L151 2L152 4H151V3L149 4V2H148V4H146L147 2H145V1H143V0H136ZM212 1H213V3H212ZM33 2H34V1H33ZM88 2H90V0H89V1L87 0V5H88L89 8L92 7V6H94V7H92L93 9L91 8V10H93V11H91L89 8H87L86 3H85V5H84V6H85V9L82 8L83 10L81 9L80 11H81V12L83 11V13H84V10H85V11H89L88 13H91V12H92L91 15H92V17H93V15L96 13V12L94 11V9L96 8L95 5H97V4L100 3V2H96V3H93V2H92V3H91L92 6H91L90 3H89L90 5H89ZM114 2H115L114 0H110L111 5H108V6H112V8L114 9L115 4H113L114 7H113V5H112V3H114ZM224 2H226V4H228V5H227V6H226V4L224 5ZM224 2H223V4H222V2H221L222 5H221L220 7H222V9L218 8L220 11L217 10V9L215 8V7H217V6H216L217 4L214 5V7H213V8H215L216 10H215V9H212V10H214L215 12L217 11V12H216V14H217L218 12L220 13L221 10L224 9V8H223L224 6H225L226 8L231 6V7H233V8L236 9V7H238L239 4H240V0H224ZM260 2H261V4H264V0H261ZM6 3H8V5L10 4L9 2H6ZM29 3H30V7H31V6H32V5H31V4H32V0H31V2H29ZM34 3H35V2H34ZM47 3L49 4V2H47ZM63 3H64V2H63ZM63 3H62V4H63ZM71 3H72V2H71ZM84 3H83V4H84ZM117 3H118V0H117ZM129 3L132 4V5H131V7H132L133 4H134V1L132 2V1L130 0ZM203 3H205V7L203 6ZM4 4H3V5H4ZM27 4H28V3H27ZM27 4H24V5H26L25 7H27ZM65 4H66V3H65ZM69 4H70V3H69ZM130 4H127V7H129V11H130V12L134 13V12H135L134 9L131 8V10L133 9V10L131 11V10H130V6H128V5H130ZM140 4H141V3H140ZM33 5H35V4H33ZM55 5H56V2H55ZM71 5H72V4H71ZM73 5H75V4H73ZM73 5H72V7H73L74 9H76V8L78 7V6L76 7V5H75V6H73ZM148 5H151V6H148ZM163 5H164V8H165V11H164ZM223 5H224V6H223ZM51 6H52V4H50V8H51ZM60 6H62V5L60 4ZM63 6H64V5H63ZM116 6H118V5L116 4ZM28 7H29V6H28ZM42 7H43V6H42ZM42 7H41V8H42ZM70 7H71V6H70ZM149 7H151V8L149 9ZM33 8L36 9V12H37V13L40 12V11H39L40 9L38 10V7H37L36 5H35V7L33 6ZM33 8H30V10H31V9L34 10ZM43 8H44V7H43ZM43 8H42V9H43ZM60 8H61V7H60ZM60 8H59V9H60ZM86 8H87V9H86ZM109 8H110V7H109ZM109 8L106 9V13L108 12V14L106 15L105 12H102L103 14H102V13H101L102 15L100 14V15H101L100 18L102 17V18L105 19V20L107 19L108 15H109V13H110L109 11H110V10H113V9H109ZM145 8L147 9L146 11L143 10V9H145ZM22 9H23V8H22ZM28 9H29V8L24 9V13H25V14H26L25 10L27 11V14H29V13H28V11H29ZM46 9H47V8H46ZM52 9H53V8H51L50 12L53 13V10H52ZM54 9H55V8H54ZM63 9H64V8H63ZM97 9H98V10L100 9V8H99V5H97L96 10H97ZM151 9L154 10V11H152ZM187 9H188V10H187ZM190 9H191V10H190ZM228 9H229V8H228ZM239 9H240V12H241L242 15H243V13H244V16H241V14H238V15H240V16L237 15V16H238L237 21L240 22L239 20L241 19V22L243 23V25L246 23V21H244V19H246V18H248V17H252V19H253V16H254L255 14H257V12H256L255 9H250V10H247V12H246V11L244 12L243 9H242L241 4H240V8H237V9H236V13H235V11H234L233 13L236 15V14H237V11H238ZM248 9H249V8H248ZM32 10H31V14H32V15H31V14H30V15H27V17L30 16V21H29L30 23H31V20L33 21V19H35V21H36L37 18H41L42 16L39 15V14H43V17L45 16V15H44V12L41 10L43 13H42V12L39 13V14H38L39 17H36V16L34 15L35 12H33ZM37 10H38V11H37ZM55 10H57V9H55ZM60 10H61V9H60ZM60 10H59V11H60ZM77 10H78V9H77ZM108 10H109V11H108ZM116 10H117V9H116ZM119 10H120V11H117L118 13H116L117 15H115L114 19H115L116 17H120V15L123 13V11H121V9H119ZM122 10H123V9H122ZM150 10H151L152 12H150ZM194 10H195L196 13L193 12ZM233 10H234V9H233ZM16 11H17V10H16ZM34 11H35V10H34ZM44 11H45V8H44ZM124 11H125V10H124ZM171 11H173V10L171 9L170 12H171ZM214 11H213V12H214ZM5 12H6V11H5ZM32 12H33V13H32ZM46 12H48V11L46 10ZM46 12H45V13H46ZM54 12H55V11H54ZM72 12H73V10H72ZM78 12H79V10H78ZM78 12H77V15H78ZM81 12H80V13H81ZM94 12H95V13H94ZM120 12H121V14H119ZM138 12H139V11H138ZM142 12H141V13H142ZM186 12H185V14H187ZM230 12H231V10H230ZM230 12H229V13H230ZM242 12H243V13H242ZM14 13H15V11H14ZM17 13H18V11L16 12V14H17ZM64 13H65V12H64ZM104 13H105V14H104ZM124 13H127V12H124ZM194 13H195L196 15H195ZM219 13H218V14H219ZM233 13H232V14H233ZM35 14H36V13H35ZM57 14H58V13H56V15H57ZM66 14H67V13H66ZM72 14H73V13H72ZM81 14H82V13H81ZM81 14H79V15H80V18H79V19L76 18L77 21H78V20L80 21V22H77V23H80V24H79V25H78V24H75V25L80 26V27H81L82 24H84L83 22H85V20H84V21L82 20V19H83L82 17L85 16L84 18H86V15H87V14H84V15L81 16ZM129 14H130V13H129ZM148 14H147V16L150 18L149 21H150V22H155L156 19L153 20L154 18H151ZM212 14H214V13H212ZM216 14H215V15H216ZM232 14H231V15H232ZM0 15H1V12H0ZM48 15H51V14L48 13ZM59 15H60V14H59ZM59 15H57V16L59 17ZM79 15H78V17H79ZM91 15H89V16H91ZM97 15H99L98 12H97V14H95V16L97 17ZM118 15H119V16H118ZM133 15H134V14H133ZM133 15L130 14L131 17H132ZM164 15H165L166 17H164ZM192 15H193V16H192ZM198 15L201 16V17L199 18ZM202 15H203V16H202ZM235 15L232 16L231 19H229V20H233V18L235 17ZM257 15H258V14H257ZM18 16H19V13L17 14L16 18H14V16H13L14 19L11 18L12 20L9 19L10 21L8 20L7 22H5V23H7V24H5V26H6V25L10 26L13 22H14V25H15V22H16V24H17L18 19L21 18V16H20V18H17ZM24 16H25V15H24ZM31 16H32V17H31ZM34 16H35L36 18H35ZM40 16H41V17H40ZM61 16H62V15H61ZM68 16H70V15L67 14V17H68ZM89 16H88V17H89ZM109 16H110V15H109ZM130 16H127V14H126V15L124 14V16H123V17L121 16V17H122L123 19H126L127 17H129V18H127V20H126V21H128V20L130 19ZM137 16H138V14H136V16H134V21H135V19H136L135 24H134V27H135V28H137V26L139 25V24H138L139 22L137 21V19H138ZM139 16H140V15H139ZM194 16H195V17H194ZM196 16H197V17H196ZM2 17L4 18V16L1 15V17H0V21L2 20ZM53 17H54V16L51 15V18H52V19H53ZM75 17H76V16H75ZM110 17H111L112 20L110 19ZM110 17H109V24L112 23V22L110 23V20L113 21L114 23H112L113 25L111 24V26L114 28V26L117 25V23H115V21H114V19L112 18V16H110ZM136 17H137V18H136ZM178 17H176V18H178ZM239 17H241V18H239ZM23 18H24V17H23ZM45 18L47 19V16H45ZM48 18H49V17H48ZM122 18H119V19H121V21H120L119 23H121V24H122V23L125 24V22H123ZM149 18H148V19H149ZM162 18H164V19H162ZM198 18L201 19V20H200V21H202L201 23L198 22V20H199ZM16 19H17V20H16ZM26 19L28 20V18H25V21H27ZM43 19H44V18H42L40 21H38V19H37V21L39 22L40 25H37V26H39V27H36V26H35V27H34L35 29H34V28L32 29L33 32H35V33L38 32V30H42L43 34H41V33L38 32V34H40V36L42 37V39H41V37H40L38 34L35 35V33H33V32L31 31V32H32V35L30 36V34H29V35H28L29 37H27V38L30 40V39H33V37H36V39L38 38V39H37V42H38V41H39V42L36 43V41H35V42L32 43L33 45L36 43V44L34 45L35 47H33L32 45H31L30 47L28 46L29 48L24 47L26 50L29 49V51H30V48H32V49L35 48L36 50L33 49V51H32V49H31V51L33 52V54H36L35 56L38 55V57H36V58H38L39 60H41L40 53H39V52H40L39 49H41V48H37V47H38L37 45L39 44V46H40V41H41V40H43V42H44V39H43V35H44V34H46V35H44V36H46V37L48 36L47 38H49V35H48V34H49V31L46 30L47 28L44 29V27H43V26H45V24L42 23V20H43ZM55 19H56V18H55ZM55 19H54V20H55ZM60 19H61V18H60ZM76 19H73V21H75ZM94 19H96V18L94 17V18H92L91 20H94ZM151 19H152V21H151ZM157 19H158V18H157ZM170 19H171V18H170ZM15 20H16V21H15ZM57 20H58V19H57ZM105 20H103V24L106 25V23H107L108 21H105ZM138 20H139V19H138ZM160 20L158 19V21H157L158 23L156 22L158 25L155 23L156 26H155L154 23H152V24H153V28L156 27V28L153 29V30H155V31H154L155 33H156V32H159V35L161 34L160 31H161L162 29H163V31H166V32H163L160 36L158 35V33H156V35H158V36L161 38L160 41H161V40H163L162 42L167 41V42H165V44H166L168 47H171V48H172V46L175 44V42H174V38H175L176 33L180 32V31L182 30L181 27H179V26H181V25H179V23H176V21H174V22L176 23V25L178 26V27H175V29H176V30H175L176 32H175V31H173L174 28H173V29H172V28L169 29L170 27L167 26L166 24H164V27L166 26L167 29L170 30V31H168V30H166V27L160 29V26H159ZM196 20H197V21H196ZM208 20H209V19H208ZM247 20L249 21V20H251V19L248 18ZM44 21H45V19H44ZM44 21H43V22H44ZM49 21H50V19H49ZM49 21H48V19H47L46 22L48 23ZM60 21H61V20H60ZM73 21L71 20V23H70V24L72 25V27H71L72 29L69 31L68 27H70V26H68V27L66 28V30H68V31H67L68 34H69V32L74 31V30H73V29H74V25L72 24ZM87 21H88V20H87ZM87 21L85 22L86 24H84V28H83V29H85V27H87V26L89 25V22H90V25H89V26H90L91 29L89 28V30H88V28H86V29L89 31L88 34H90V38L92 37V36H91V33L93 34V32L90 33V30L92 31V30H94V28H95V31L98 32L99 29H100V31L103 29V27H101V28H99V29L97 28V27H99V26H97V25H101V24H99L98 22H97V24H95V25H96V26H95L94 23H92L91 21H89V22H87ZM97 21H99V20H97ZM104 21H105V23H104ZM248 21H247V22H248ZM252 21H253V20H252ZM252 21H249V22L252 23V25H249V24H251V23H249V24L247 25V27H248V26H251V27H249V29H252V28H253V23H254L255 21H253V22H252ZM9 22H10V24H9ZM23 22H24V20H23ZM27 22H28V21H27ZM29 22H28V23H29ZM50 22L52 23L53 20L50 21ZM81 22H82V24H81ZM94 22H95V21H94ZM150 22H149V23H150ZM181 22H182V21H181ZM181 22H180V23H181ZM241 22H240V23H241ZM30 23H29V26H31ZM41 23H42V24H41ZM133 23H134V22H133ZM136 23H137L138 25H137ZM149 23H148V24H149ZM168 23H169V22H168ZM231 23H232V24L235 23L234 20H233ZM231 23H230V24H231ZM21 24H23L22 21L19 22L18 25H21ZM35 24H36V23H35ZM35 24H34V25H35ZM48 24H50V23H48ZM87 24H88V25H87ZM128 24L130 25V20L128 21ZM131 24H132V22H131ZM183 24H184V22H183ZM235 24L239 25V23H235ZM235 24H233V25L235 26ZM1 25H4V23H1ZM24 25H25V24H23V25H21V26L24 27ZM26 25H27V24H26ZM26 25H25V26H26ZM34 25H33V26H34ZM50 25H52V24H50ZM86 25H87V26H86ZM136 25H137V26H136ZM149 25L151 26V24H149ZM240 25H241V24H240ZM240 25H239V26H240ZM59 26H60V24H59ZM93 26H95V27L92 29ZM174 26H175V25H174ZM200 26H201V27H200ZM11 27H13V26H11ZM18 27H19V28H18ZM23 27L16 26V28L18 29L17 32H19V33H21V34H22L23 32H25V31H23V32H22V31H21V32L19 31L20 29L22 30ZM82 27H83V25H82ZM131 27H132L131 29L134 30V29H133V26H131ZM139 27H141V24H140V26H138V28H139ZM157 27H158V28H157ZM168 27H169V28H168ZM242 27H245V26H242ZM16 28H15V29L13 28V29H14V30H17ZM24 28H25V27H24ZM27 28H28V26H27ZM31 28H32V26H31ZM41 28H42V29H41ZM75 28H76V27H75ZM96 28H97V29H96ZM127 28H128V27H127ZM29 29H30V28H29ZM77 29H78V28H77ZM151 29H152V27H151ZM157 29H158L159 31H158ZM164 29H165V30H164ZM0 30H2V29H0ZM25 30H27V29L25 28ZM49 30H50V29H49ZM61 30H62V29H61ZM66 30H65V32H66ZM75 30H76V29H75ZM97 30H98V31H97ZM129 30H130V29H129ZM129 30H128V32H130ZM136 30H137V29H136ZM171 30H172V32H171ZM45 31H47V32L45 33ZM80 31H81V30H80ZM100 31L98 32V34L100 33L99 35H98L97 33H94L93 37L95 38V34H97L96 37H98V36L100 37V35H101V33H102V32H100ZM1 32H6V31L2 30ZM1 32H0V34H2ZM8 32H9V30L6 32V34L4 33V36L7 37L6 40H2L3 37H2V38L0 37L1 40H2V41H0V61H1L2 63H3V62L10 61V62L5 63V64H7V65L1 67V69L3 68V69H2V72H5V71H3V70H5L6 67H7L8 70H9V66H8L9 63L12 65V66L10 65V66L12 67V68H11V70H12V74H11V75L14 74V76H13V77L11 76L12 79H11L10 81L6 80V81H8V82L6 83V85L9 86V88L14 89V87H15L17 84H18L17 86L22 87L21 85H19V84H22V82L19 83V82H20V81H19L20 77H22V76L24 75V77L27 79L28 76H32V74H33V75H36V76H37V74H38V75L40 76L39 73H41V71H39V72L37 71V72H38L37 74H36V73H33L32 71H30L31 74H29V75H28V74L26 75V74H24V73L22 74V72L24 71V68H25V67H29V66H25V65L22 63V62H26V61H28L29 59H27V60L24 59V60H23V57H24V58H29L28 55H30L31 52H29V51L27 50L26 52H27V53H30V54H27L26 57H25V56H23V55L25 54V52H23V51L21 50L23 47L19 50V49H17V47L20 48V46H17V45H18V44L21 45V43L24 44V42L27 43L26 40H28V39L26 38V39L23 40V38H22V41H21V38H20V35H21V34H18V36H17V34L15 35V33H17V32H15V31H12V32H11V31H10V32H11V33H10L11 36H10V34H9ZM14 32H15V33H14ZM26 32H27V34H28V31H26ZM26 32H25V33H26ZM31 32H30V33H31ZM50 32H51V30H50ZM65 32H63V33H65ZM77 32H79V29L77 30ZM77 32H76V34H77ZM131 32H132V31H131ZM131 32H130V33H131ZM149 32H150V30H149ZM174 32H175V33H174ZM185 32H186V31H185ZM185 32H184V34H185ZM7 33H8V35H7ZM51 33H53V31H52ZM79 33H80V32H79ZM81 33H82V32H81ZM81 33H80V34H81ZM27 34H24L25 37L27 36ZM33 34H34V35H33ZM56 34H57V33H55V35H56ZM70 34L73 35V34H75V33L72 34V32H71ZM80 34H79V35H80ZM88 34H87V36H88ZM22 35H23V34H22ZM149 35H150L149 37H151V34H150V33H149ZM13 36H16L17 38H16V39H15V37L12 38ZM50 36H52V34H50ZM56 36H57L56 39H60V38H61V36H59V35H56ZM66 36H67V35H66ZM68 36H69V35H68ZM68 36H67V37H68ZM75 36H76V35H74V37H75ZM77 36H78V35H77ZM82 36L84 37L83 33H82ZM82 36L80 35V38H81V39H82ZM158 36H157V37H158ZM6 37H4V38H6ZM18 37L20 38V40H19ZM39 37H40V38H39ZM93 37H92V38H93ZM99 37H98L97 41L99 40ZM159 37H158V40H159ZM69 38H70V40H72V41H74V40L76 39V37H75V39L72 38V37H68L67 39H68V41L70 42V44L73 43V42H71V41L69 40ZM88 38H89V37H88ZM88 38H87V40L90 39V38H89V39H88ZM162 38H163V39H162ZM187 38H192V37H191V36H188ZM40 39H41V40H40ZM78 39H79V37H78ZM262 39H264V38H262ZM262 39L260 40V42L262 41ZM29 40H28V41H29ZM34 40H35V38H34ZM46 40H48V39H46ZM46 40H45V41H46ZM219 40L222 41V39H219ZM49 41H50V40H49ZM58 41H59V40H58ZM61 41H62V40H61ZM61 41H59V48H60V49H61V45H60V42H61ZM77 41H78V40H77ZM82 41L84 42V40H80V43H79V41H78V45H80V44L82 43ZM100 41H101V40H100ZM10 42H11V44H10ZM41 42H42V41H41ZM65 42H66V41H65ZM65 42H64V43H65ZM86 42H88V41H86ZM89 42H90V41H89ZM98 42H99V41H98ZM258 42H259V41H258ZM258 42H257V43H258ZM260 42H259V43H260ZM48 43H49V44H48ZM62 43H63V41H62ZM64 43L62 44L63 46H64ZM84 43H85V42H84ZM84 43H83V44H84ZM172 43H174V44H173V45H170V44H172ZM188 43H189V45H190L191 47L194 48L197 42L194 41V39H190V40L188 39ZM222 43H223V44H222ZM222 43H219V44H222V45H221V48L218 47V46H219V45H218V42H216V45H214V46L210 49V51L208 52V54H209V56H210V57H208V59H209V60H208V63H210L211 57H213V56L216 55V54H219V55H220L221 51L224 53V54L221 53V55L223 56V58H225V56H227V55H226V54H227V51L229 52V50L227 49V47H229V46H228V45H224V42H222ZM23 44H22V45H23ZM27 44H28V45L31 44V40H30ZM46 44H48V47H49V46L51 47V52H52V51H53V52L58 51V52H60V53L63 52V51H61L59 48H58V49H59L60 51L57 50V47H56V50L54 51V48H55V47L53 46L54 48H52V44H51V42L46 41ZM70 44H69V45H70ZM73 44H74V43H73ZM83 44H81V46H82ZM91 44H92V43H89V45H91ZM202 44H203V43H202ZM226 44H227V42H226ZM24 45L26 46V44H24ZM65 45H66V48H64V49H66V51H67V48H68V51L71 52L72 50H71V49L69 50L70 46H69L67 43H66ZM84 45H87V46H88V43H87V44L85 43ZM41 46H42V48H43V47L45 46V42H44V44L41 43ZM41 46H40V47H41ZM55 46H56V45H55ZM75 46H76V44H75ZM223 46H224L227 50L225 49V51H223V50H222V47H223ZM245 46H246V45H245ZM248 46H249V47H247V51H249V52H247V53L250 54V45H248ZM88 47H89V46H88ZM224 47H223V49H224ZM254 47H255V48H256V47H259V44H258V45H255ZM44 48H45V47H44ZM189 48H190V47L188 46V49H189ZM248 48H249V49H248ZM261 48H264V45H262ZM7 49H8V50H7ZM16 49L19 50L20 52L22 51V52L24 53V54H22V57L20 56L21 54L19 55L20 52H17L18 55H15V56H14V54H15V52H16ZM99 49H100V48H99ZM166 49L169 50L170 48H166ZM176 49H177V48H176ZM190 49L192 50V48H190ZM195 49H196V48H195ZM251 49H252V48H251ZM46 50H47V49H46ZM202 50H203V49H202ZM14 51H15V52H14ZM49 51H50V50H49ZM169 51H170V50H169ZM70 52H69V54H71V55H69V56H72V53H70ZM72 52H73V51H72ZM225 52H226V53H225ZM65 53H66V52H65ZM65 53H63V54H64L65 57H66L67 54H65ZM193 53L197 54V51H193ZM33 54H32V55H33ZM42 54H43V53H42ZM188 55H189V54H188ZM200 55H201V54H200ZM200 55H197V58L194 57V60H195L196 63L199 62V64L201 65V64L205 63L206 59L203 58V57H204L203 55H201L202 57H201ZM219 55H216V56H214L213 58H215V59H216V58L219 59ZM8 56H10V57H8ZM17 56H18V57H17ZM33 56H34V55H33ZM35 56H34V58H35ZM51 56H52V55H51ZM69 56H68V57H69ZM81 56H82V55H81ZM93 56H94V55H93ZM193 56H194V54H193ZM222 56H221V57H222ZM248 56H249V55H247V57H248ZM5 57H6L8 60L5 59ZM16 57H17V58H16ZM19 57H20V58H19ZM31 57H32V56L30 55V58H31ZM39 57H40V58H39ZM49 57H50V56H49ZM68 57H67L66 60L68 61V59H69V61H68V63H69L71 57H70V58H68ZM73 57H74V55H73ZM73 57H72L71 61L73 60V62H74ZM79 57H80V55H79ZM90 57H91V59H90ZM227 57H228V62H231V63H232V61H229V60H231V58L229 57V55H228ZM227 57H226V58H227ZM251 57H252V56H251ZM21 58H22V59H21ZM34 58H33V59H34ZM80 58H81V57H80ZM3 59H4V60H3ZM38 59H36V61H37ZM45 59H46V58H45ZM88 59L92 60V56H88ZM93 59H94V58H93ZM97 59H98V57H96V58L93 60V62L95 63V60H97ZM18 60H19V62H21L22 65L24 66L23 71H22V69H21V71H19V70H20L19 68H20V64H21V63L19 64ZM66 60H65V61H66ZM83 60L86 61L87 59H83ZM83 60H81L80 63H81ZM181 60H182V61H181ZM181 60H179V64H180V62H181V64H182V62H183V58H181ZM185 60H186V59H185ZM31 61H33V60L31 59ZM31 61H30V64H34V63H31ZM41 61H42V60H41ZM47 61H49V60H47ZM88 61H89V60H88ZM88 61H87V62H88ZM197 61H198V62H197ZM226 61H227V59H226ZM1 62H0V63H1ZM34 62H35V60H34ZM39 62H40V61H39ZM39 62H38V65H37V66L35 65L37 62H35V64H34L35 67H36L38 70H39V66H40V68L43 69L42 66H43L45 63H47V62L44 63L43 61H42L43 63H41V62L39 63ZM73 62H71V64L69 63V65H68V63L65 62L66 64H63V66L66 67V65H67V68H68L69 66L72 67V65L75 64V63H73ZM89 62H90V61H89ZM97 62H98V60H97ZM97 62H96V63H97ZM2 63L0 64V66L2 65ZM26 63H27V65H29V64H28L29 61L26 62ZM26 63H25V64H26ZM107 63H108V62H107ZM110 63H111V61L109 62V65H110ZM183 63H184V67H183V65H182V66H180V68H182V67H183V68H186V67H188V66H185V65H190V64H191V63H190V64H187V63H185V62H183ZM193 63H194V62H193ZM5 64L3 63V65H5ZM42 64H43V65H42ZM47 64L55 65L52 61H51L50 63H47ZM84 64H85V63H84ZM212 64H213V63H212ZM234 64H235V63H234ZM34 65H32L33 67H32L31 69L34 68ZM75 65H76V64H75ZM79 65H80V64H79ZM81 65H82V64H81ZM103 65L105 66V69L103 68V69L105 70V72H108L109 69H110V67H109V68L107 67V68H108V69H107V68H106V64H103ZM103 65H102V66H103ZM191 65H192V64H191ZM46 66H48V65H46ZM61 66H62V65H61ZM192 66H193V65H192ZM208 66H209V65H208ZM52 67H54V66H52ZM65 67H64V68H65ZM73 67H74V66H73ZM98 67H99V66H98ZM177 67H178V65H177ZM193 67H194V66H193ZM227 67H228V72L232 73V72H233L232 69H233L234 65H231V66L228 65ZM262 67H264V66H262ZM60 68H61V67H60ZM64 68H63V69H64ZM189 68H190V67H189ZM200 68H201V67H200ZM230 68H232V69H230ZM25 69H26V68H25ZM42 69H40V70H42ZM45 69H49V66H48L47 68L45 67ZM53 69H54V68H50L49 70H46V72L43 71V73L41 74V77H42V75L44 76V74H45V76H44L43 78H40V77L37 76L39 79H41L40 82L37 81L36 78H35L34 81H35L36 83H33V82L31 83V81L33 80V77H34V76H32L31 78L29 77L28 80L31 79V80H30V83H31V84H34V85H35V84H36V85L38 84V85H37L38 88H41L42 85L44 86V84H46L47 82H50V81H48V80H50V79L53 80L52 75H56V74L58 73V72H56V74H53V72H51V74H49L50 71L57 70L58 68L56 67V69H54V70H53ZM85 69H86V68H85ZM95 69H96V68H95ZM101 69H102V67H101ZM177 69H178V68H177ZM229 69H230L232 72H231ZM35 70H36V69H35ZM35 70H34V71H35ZM64 70H66V69H64ZM67 70H69V68H68ZM67 70H66V71H67ZM106 70H108V71H106ZM26 71H27V70H25V72H26ZM47 71L49 72L48 74H47ZM57 71H58V70H57ZM93 71H94V70H93ZM93 71H92V72H93ZM194 71H196V70L194 69ZM0 72H1V71H0ZM54 72H55V71H54ZM262 72H264V71H262ZM262 72H261V74H262ZM18 73H19V75H18ZM20 73H21V75H20ZM28 73H29V71H28ZM93 73H94V72H93ZM191 73H192V72H191ZM257 73L259 74L260 72L258 71ZM5 74L7 75L6 72H5ZM46 74H47V77L49 76L50 78H49L48 80H46V82H45ZM227 74L229 75V73H227ZM1 75H2V74H1ZM1 75H0V76H1ZM6 75H5V76H6ZM228 75H227V76H228ZM248 75H249V74H248ZM5 76H4V77H5ZM8 76H9V72H8ZM18 76H19V77H18ZM56 76H57V75H56ZM251 76H252V75H251ZM260 76H261V75H260ZM11 77H10V78H11ZM231 77H232V76H231V74H230V77H229V78H231ZM247 77H248V79H249V78H250V75L247 76ZM252 77H253V76H252ZM256 77H257V74H256V76L254 77V78H255L254 80L257 79ZM262 77H264V74H262ZM5 78H6V77H5ZM25 78H24V79L22 78V79H20V80L23 81V80H25ZM38 78H37V79H38ZM1 79H2V78H1ZM2 80H3V79H2ZM2 80H1V81H2ZM28 80H26V81H28ZM1 81H0V83H1ZM26 81H24V82H26ZM42 81L44 82V84H43ZM65 81H66V80H65ZM2 82H3V81H2ZM28 82H29V81H28ZM37 82H38V83H37ZM257 82L264 83V82H262V80H260L259 77H258V79H257ZM30 83H29V84H30ZM85 83H86V82H85ZM24 84H27V83H24ZM31 84H30L29 87H31ZM80 84H81V83H79V85H80ZM36 85H35V86H36ZM40 85H41V87H40ZM81 85H82L83 87H82V86H80V87H81L83 90H84V89H85V90L87 89L86 87H84V85H85L84 83H82ZM2 86H5V85L2 84ZM2 86H0V92H1L2 89H3ZM26 86H27V85H26ZM35 86H33V87H35ZM111 86H112V84H111ZM24 87H25V86H24ZM29 87H26V88L28 89ZM109 87H110V86H109ZM148 87H149V86H148ZM148 87H147V88H148ZM9 88H8V90H9ZM15 88H16V87H15ZM43 88H44V87H43ZM75 88H76V87H75ZM111 88H112V87H111ZM143 88H144V87H143ZM4 89L7 90L6 88H4ZM4 89H3V91L1 92L2 95L5 94V92L7 93L6 95H8V91H5ZM16 89H17V88H16ZM19 89H20V88H19ZM22 89H25V88H22ZM27 89H26L27 92L25 91L26 93L29 92V91H28L29 89H28V90H27ZM36 89H37V87H36ZM76 89H77V88H76ZM144 89H145V88H144ZM144 89H143V91H144ZM17 90H18V89H17ZM17 90H16V91H17ZM34 90H35V89H34ZM73 90H74V89H73ZM77 90H79V89H77ZM77 90H76V91H77ZM147 90H148V89H147ZM13 91H14V90H13ZM21 91H22V90H20V92H21ZM30 91H32V90H30ZM43 91H45V90H43ZM76 91H74V92H76ZM143 91H142V92H143ZM3 92H4V93H3ZM18 92H19V90H18ZM25 92H23V93H25ZM34 92H35V91H34ZM47 92L49 93V91H47ZM144 92H146V91H144ZM21 93H22V92H21ZM23 93H22V94H23ZM37 93H42V89H40L38 92L36 91V94H37ZM44 93H45V94H42V95H46V92H44ZM14 94H15V97H16V96H17V92L14 93ZM28 94H29V93H28ZM28 94H27V95H28ZM36 94H35V95H36ZM78 94H82V92H80V93H78ZM6 95H5V96L3 95V97L6 98V97H7ZM23 95H24V94H23ZM29 95L32 96L31 99L33 100V96H35V95L33 94V92H32V95H31V92H30ZM29 95H28V100L31 101V103L35 104L34 102H32L31 99H29ZM50 95L52 96V94H49V96H50ZM146 95H147V93H146ZM146 95H145V96H146ZM19 96H20V93H19ZM19 96H17V98H18ZM21 96H22V95H21ZM49 96H48V95L46 96V97H47V101H51V100H52L51 98H49ZM189 96H190V95H189ZM9 97H11V95H10ZM25 97H26V96H25ZM25 97H24V98H25ZM52 97H53V96H52ZM0 98H1V99H4L3 101H5V102L7 101V98H6V99H5V98H2L1 95H0ZM39 98H40V97H39ZM43 98H44V101H45V100H46V99H45V96H43ZM43 98H41V99H43ZM76 98H77V97H76ZM186 98H187V97H186ZM8 99H9V98H8ZM11 99H12V98H11ZM11 99H9V100H11ZM14 99H16V98H14ZM14 99H13L14 102H13L12 106L10 105L11 108L9 107V105H8V107H7V104H5L6 106L3 105V104H4L3 101L0 102V103H2V105H3L2 110L4 109V106H5V107H6V108H5V111L9 114L8 117H5L4 120L1 121L3 126H1V128H0V148H1L0 153H1V151H5V152H3V154H4V153L7 152V150H9V153L12 152L10 155H16L15 157H18L17 154L19 153L20 150H22V149H19V148H20V147H19V145H20V140H25V139H27V140H31V141H29L28 144L31 143L32 148H33V147H35V148L37 147V149H39V148H44V145H45L46 143H43L42 140H40V142L37 141V139H38V138H37V133H36V137H35V132H36V130H37L38 128L36 127V125H37V124L35 123L36 120L33 119V118H35L34 116H33V118L30 116V117H31L30 119H33V120H31L30 122H27V123L30 124V125L28 124V126L26 125V123H24L25 121H27L26 119H28V117H27V118H24V119H25L24 122H23L24 119L21 120L26 114L23 115V117H22L21 115H19V116L22 117V118L20 117V118H21V119H20L21 124L19 123V120H17L18 114H15V115H17V116H15V117H16V120H17V124L19 123V125L16 124V122H15V120H14L15 118H10V115H13V113L16 112V110L19 108V107H17V106L21 105V102H22V101H21V102L19 103L18 99H16V101H18V102H16L17 105L15 106L16 103H15V100H14ZM21 99H22V98H21ZM50 99H51V100H50ZM74 99H75V98H74ZM77 99H79V98H77ZM182 99H185V97H184V98L182 97ZM189 99H190V98H189ZM9 100H8L7 102H8V104H9V103L11 104V102H9ZM60 100H61V99H60ZM34 101H35V100H34ZM42 101H43V100H42ZM42 101H41V102H42ZM47 101H45L44 103L41 104V106H43V108L40 107L41 110H44L46 106H49V105H50L51 102H47ZM7 102H6V103H7ZM148 102H149V101H148ZM28 103H29V102H28ZM92 103H93V102H92ZM141 103H142V102H141ZM143 103H144V102H143ZM18 104H19V105H18ZM39 104H40V103H39ZM43 104H44V105L47 104V105L44 106ZM2 105H1V107H2ZM39 106H40V105H39ZM92 106H93V104H92ZM12 107H13L14 109H15L16 107H17V108H16L15 110H13L14 112H13L12 114H10L9 112H10V111L12 112V109H13ZM7 108H9L10 110H9V109L6 110ZM70 108H72V107L70 106V107L67 109V113H68L69 116L72 117V116H73L72 113H73V111H74V108H73V111H72V109H70ZM146 109H147V108H146ZM253 110H254V109H253ZM253 110H252V111H253ZM6 112H5V113H6ZM229 112H230V111H229ZM0 113H1V112H0ZM25 113H26V112H25ZM69 113H71V115H70ZM259 114H260V113H259ZM68 115H67V116H68ZM250 115H251V114H250ZM257 115H258V114H257ZM260 115H261V114H260ZM4 116H5V114H4ZM28 116H29V114H28ZM69 116H68V118H69ZM258 116H259V115H258ZM25 117H26V116H25ZM42 117H43V116H42ZM42 117H41V118H42ZM91 117H92V115H91ZM252 117L254 118L253 115H252ZM39 118H40V116H39ZM229 118H231V116H230ZM42 119H43V118H42ZM232 119H233V118H232ZM242 119H243V118H242ZM258 119L260 120L259 117H258ZM261 119H262V117H261ZM0 120H1V119H0ZM38 120H39V119H38ZM255 120H257V119L255 118ZM228 121H229V119H228ZM231 121H234V120H231ZM235 121H236V120H235ZM238 121H239V120H238ZM242 122H243V121H242ZM253 122H254V121H253ZM253 122H252V124H257L259 121H258V122L256 121V122H254V123H253ZM233 123H234V122H233ZM233 123H231V124H233ZM239 123H241V122L239 121ZM260 123H261V122H260ZM32 124H34V125H32ZM35 124H36V125H35ZM241 124L244 126L245 121H244V124H243V123H241ZM241 124H240V125H241ZM252 124H250V125L252 126ZM0 125H1V123H0ZM31 125H32V126H31ZM123 125H126V126H123ZM123 125H122V127H123L122 129H124L125 127L128 128L127 123H124V122H123ZM134 125H137V122H136V121H135L134 123H132L130 126L133 127ZM234 125L236 126V123H235ZM234 125H231V126H234ZM240 125H237V126L239 127ZM245 125H246V124H245ZM158 126H159V125H158ZM235 126H234V127H235ZM237 126H236V127H237ZM243 126L241 127V129L243 128ZM253 126H254V125H253ZM256 127H257V125H255V128H256ZM258 127H260V125H259ZM159 128H160V127H159ZM212 128H213V127H212ZM239 128H240V127H239ZM253 128H254V127H253ZM253 128H252L251 130H254ZM260 128H261V130H262V128H264V125H261ZM156 129H157V128H156ZM216 129H217V128H216ZM216 129H213V131H209V132H213V136H211V138H214V137L216 136V134H217V132H218V130H216ZM241 129H239V131H240ZM157 130H158V129H157ZM210 130H212V129L210 128ZM230 130H231V131L229 132V138H230L229 140L232 141V142L234 143V142H236L238 139H240L241 136H240V135H239L240 137L238 136V134H240V133L237 131L238 129H236V130L230 129ZM243 130H244V129H243ZM214 131H216V132L214 133ZM241 131H242V130H241ZM241 131H240V132H241ZM244 131H245V130H244ZM262 131H264V130H262ZM37 132H38V130H37ZM249 132H250V131H249ZM255 132L258 134V131L255 130ZM250 133H251V132H250ZM253 133H254V132H253ZM256 133H255V134H256ZM209 134H210V133H209ZM251 134H252V133H251ZM165 135H166V134L164 133V136H165ZM258 135H259V134H258ZM258 135H257V136H258ZM261 135H264V134H261ZM207 136H209L208 138H209V140H210V135H207ZM207 136H206V137H207ZM250 136H252V135H250ZM262 137H264V136H262ZM262 137H261V138H262ZM36 138H37V139H36ZM242 138H243V137H242ZM247 138H249V137H247ZM247 138L244 137V138H243V141H245V139H247ZM203 139H204V138H203ZM254 139H255V138H254ZM254 139H253V138H252V139H248L246 142H244V144H245V143L247 144V142L249 143L250 141H252V140H254ZM259 139H260V137H259ZM181 140H182V139H181ZM215 140H216L218 143H219L221 140L224 141V140L221 139V138H220V139H219V138L214 139V142H216ZM249 140H250V141H249ZM256 140H257V138L254 140L255 145H256L257 142H258V140H257V141H256ZM212 141H213V139L211 140V142H212ZM241 141H242V140H241ZM243 141H242V142H243ZM238 142H239V140H238ZM21 143L24 144V143H27V142H26V141H25V142L23 141V142H21ZM205 143H207V142H205ZM225 143H226V141H225ZM258 143H259V147H260L261 149H264V139H262V140L259 141ZM23 144H21V145H23ZM165 144H166V143H165ZM165 144L163 145V148H164ZM234 144H235V143H234ZM220 145H222V144H220ZM252 145H253V144H252ZM222 146H223V147H222L221 149H223V148L225 147V145H222ZM21 147H23V146H21ZM46 147H47V146H46ZM46 147H45V148H46ZM166 147H167V146H166ZM166 147H165V148H166ZM168 147H170V146H168ZM168 147H167V148H168ZM251 147H252V146H251ZM253 147H254V146H253ZM226 148H228V147L226 146ZM226 148H225V150H226ZM260 148H259V150H260ZM169 149H170V148H169ZM200 149H201V148H200ZM200 149H199V150H200ZM229 149H232V148H229ZM30 150L32 151V149H30ZM34 150L37 151L36 149H34ZM34 150H33V151H34ZM40 150H41V149H40ZM45 150H46V149H45ZM152 150H153V149H152ZM255 150H256V149H255ZM33 151H32V152H33ZM42 151H43V150H42ZM163 151H164V150H163ZM169 151H170V150H169ZM234 151H235V150H234ZM37 152H38V151H37ZM166 152H167V151H166ZM242 152H243V151H242ZM260 152L262 153V151H260ZM9 153L7 152V154H6V156H5V159L7 158V159L10 160V158H9L10 156H9V157L7 156ZM20 153H21V151H20ZM43 153H44V152H43ZM221 153H222V152H221ZM243 153H244V152H243ZM243 153H242V154H243ZM145 154H146V152H145ZM176 154H177V153H176ZM222 154L225 155L226 153H222ZM42 155H43V154H42ZM260 155H261V154H260ZM260 155H259V156H260ZM3 156H4V155H3ZM20 156H21V155H20ZM143 156H144V155H143ZM0 157H1L0 160H1V159L4 160V158H2V153H1ZM166 157H167V156H166ZM253 157H255V155H254ZM167 158H168V157H167ZM261 158H262V157L260 156V159H261ZM17 159H20V158H17ZM22 159H23V158H22ZM41 159H42V158H41ZM41 159H40V160H41ZM178 159H179V158H178ZM34 160H35V159H34ZM246 160H247V159H246ZM4 161H5V162H6V161L8 162V160H4ZM10 161H11V160H10ZM16 161H17V160H16ZM16 161H15V162H16ZM259 161H260V160H259ZM0 162H2V161H0ZM7 162H6V163H3V162H2V163H3V164H2L3 166H1V167L4 168V167H5L4 164H6V165L8 166V163H7ZM20 162L23 163V160H22V161H19V160H18V162L13 163V164H15L16 167H17V163H19V164H18V167H19V165H23V166H24L25 163L20 164ZM32 162L34 163V162H36V161H32ZM173 162H174V161H173ZM207 162H208V161H207ZM9 163H10V162H9ZM11 164H12V163H11ZM13 164H12V165H13ZM37 164H39V162H38ZM150 164H151V163H150ZM195 164H196V163H195ZM30 165H31V164H30ZM30 165H29V166H30ZM35 165H36V164H35ZM42 165H43V164H42ZM29 166H27V167H29ZM32 166H33V165H32ZM144 166H145V165H144ZM1 167H0V170H1ZM12 167H13V166H12ZM16 167H14V168L16 169ZM18 167H17V168H18ZM36 167L38 168V165H36ZM41 167H42V166H41ZM148 167H149V168H148ZM168 167H170V166H168ZM211 167H214V166H211ZM19 168H20V167H19ZM24 168H25V167H24ZM43 168H44V167H43ZM138 168H139V167H138ZM147 168L150 169V166H147ZM208 168H209V167H207V169H208ZM216 168H217V167H215L214 169H216ZM251 168H252V167H251ZM35 169H36V168H35ZM35 169H34V170H35ZM41 169H42V168H41ZM44 169H45V168H44ZM55 169H56V168H54V171H55ZM62 169H63V168H62ZM62 169H61V170H62ZM139 169H140V168H139ZM202 169H203V170H204V169L206 170V168H203V167H202ZM210 169H211V168H210ZM228 169H229V168H228ZM246 169H248V168H246ZM256 169H257V168H256ZM4 170L8 171L6 168H5ZM12 170H13V168H12ZM19 170H20V169H19ZM29 170H30V169H29ZM57 170H58V169H57ZM57 170H56V171H57ZM61 170H60V171H61ZM125 170H126V169H125ZM129 170H130V169H129ZM140 170H141V169H140ZM195 170H196V169H195ZM205 170H204V171H205ZM238 170H239V169H238ZM6 171H3V172H2V174H4V172H5V174L3 175V178L0 177V196H2L1 198L4 197L3 194H5L6 191H7V192H6V193H7V196H8V195H11V193L9 194V189H10V187H12V185H13L12 179H11V181L9 180V181H10L9 183H5L4 179H5V180L7 179V176H5V175H6ZM16 171H17V170H16ZM20 171H21V170H20ZM31 171H32V170H31ZM31 171H29L30 173H28V174H31ZM50 171H51V169H50ZM54 171H53V172H54ZM56 171H55V172H56ZM60 171H59V172H60ZM62 171H63V170H62ZM119 171H120V170H119ZM150 171H151V170H150ZM198 171H199V170H198ZM204 171H203V172H204ZM207 171H209V169H208ZM207 171H205V172H206V175H209V174L211 173L212 169H211L208 173H207ZM214 171H215V170H214ZM214 171H212V172H213L214 174H217V173H215L216 171H215V172H214ZM221 171H222V170H221ZM234 171H235V170H234ZM258 171H259V169H258ZM8 172H9V171H8ZM55 172H54V173H55ZM124 172H125V171H124ZM129 172H130V171H129ZM180 172H182V171H180ZM205 172H204V173H205ZM218 172H219V171H218ZM232 172H233V171H232ZM238 172H239V171H238ZM242 172H243V171H242ZM245 172H246V170H245ZM253 172H254V171H253ZM35 173H36V172H35ZM37 173H38V172H37ZM50 173H51V172H49V174H50ZM61 173H63V172H61ZM64 173H65V172H64ZM120 173H121V172H120ZM157 173H159V172L157 171ZM163 173H164V172H163ZM184 173H186V172L184 171ZM184 173H183V174H184ZM213 173H212V174H213ZM240 173H241V172H240ZM243 173H244V172H243ZM258 173H259V172H258ZM44 174H45L46 176H49L47 173H45V171H44ZM44 174L41 173V175H43V176H44ZM52 174H53V173H52ZM58 174H59V173H58ZM58 174H54V177H55V175L60 176V175H58ZM132 174H133V172H132ZM132 174H131V175H132ZM143 174H144V172H143ZM177 174H179V173L177 172ZM187 174L189 175V173H187ZM187 174H186V175H183V176H185V177H183L184 179L182 178V180H184V182H185V180H186L187 178L190 179L189 177H191V176L187 177V176H188ZM196 174H197V173H196ZM233 174H234V172H233ZM237 174H238V173H237ZM244 174H245V173H244ZM262 174H264V173H262ZM14 175H15V174H14ZM35 175H36V174H33L34 177H31V176H32V174H31L30 178H33V179H34L33 181L36 183L35 178H37V177H36ZM37 175H39V173H38ZM83 175H84V174H83ZM122 175H123V174H122ZM136 175H137V174H136ZM144 175H145V174H144ZM158 175H160V174H158ZM173 175H174V173H173ZM181 175H182V174H181ZM181 175H180V176H181ZM201 175H203L202 172H200V176H201ZM242 175H243V174H242ZM254 175H255V174H254ZM61 176H62V174H61ZM63 176H64V175H63ZM63 176L61 177L60 180H63V179L65 178V177H63ZM80 176H81V175H80ZM174 176H175V175H174ZM180 176H178V177H180ZM195 176H196V175H195ZM204 176H205V174H204ZM204 176H203V177H204ZM209 176H210V175H209ZM212 176H213V175H212ZM214 176H215V175H214ZM238 176H239V175H238ZM240 176H241V175H240ZM260 176H261V175H260ZM260 176H259V177H260ZM28 177H29V176H28ZM50 177H52V176H50ZM93 177H94V176H93ZM144 177H145V176H144ZM186 177H187V178H186ZM255 177L257 178V175H255ZM11 178H12V177H11ZM16 178H17V177H16ZM43 178H44V177H43ZM43 178H41V179L39 180V182L41 183V186H45V185H42V182H41V181H43ZM45 178L48 179L47 177H45ZM56 178L59 179L58 177H56ZM62 178H63V179H62ZM135 178H136V177H135ZM164 178H165V177H164ZM171 178H172V177H171ZM196 178H197V176H196ZM201 178H202V177H201ZM220 178H221V177H220ZM256 178H255V179H256ZM51 179H52V178H51ZM54 179H55V178H54ZM57 179H56V180H57ZM106 179H107V178H106ZM146 179H147V178H146ZM180 179H181V178H180ZM199 179H200V178H199ZM199 179H198V180H199ZM224 179H225V178H224ZM228 179H229V178H228ZM230 179H231V178H230ZM232 179H233V176H232ZM232 179H231V180H232ZM234 179H235V177H234ZM56 180H55V181H56ZM60 180H59V181H60ZM67 180H68V179H67ZM139 180H140V179H139ZM159 180H160V179H159ZM167 180H168V178H167ZM167 180H166V181H167ZM172 180H173V179H172ZM182 180H181L180 182L178 181V183H181V184H178L176 181H174V182H176L177 184H176V183L173 184V185H175L174 188L172 187L173 189H169V190L166 189V190H168V191H166L165 189H163L164 191H162L161 189H160V191L158 190L160 194H159V193H158V195L156 194V197H155V198H156V201L159 200V203L162 204V205H159V203L157 202L158 205H159V207H160V206H162V207H166V205H167L166 203H167L168 201H170V198H172V196H174L175 192H177V193L175 194V196H177V194H178L181 190H182L181 192H183V188L186 189V186L188 185V182H189L190 180H187L188 182L185 183V184H183ZM191 180H192V179H191ZM212 180H213V178H212ZM220 180H221V179H220ZM244 180H245V179H244ZM246 180H247V179H246ZM259 180H260V179H259ZM259 180H258V181H259ZM45 181H47V180H45ZM48 181H49V180H48ZM51 181H52V180H50V182H51ZM59 181H58V182H59ZM63 181H64V180H63ZM68 181H69V180H68ZM70 181H71V180H70ZM162 181H163V180H162ZM222 181L226 182V181H227V177H226V180H222ZM228 181H229V180H228ZM232 181H233V180H232ZM260 181H261V180H260ZM37 182H38V181H37ZM60 182H61V181H60ZM65 182H66V181H65ZM65 182H64V183H65ZM72 182H73V178H72ZM72 182H70V183H72ZM171 182H173V181H171ZM190 182H191V181H190ZM205 182H206V181H205ZM207 182H208V180H207ZM211 182H212V181H211ZM53 183H54V182H53ZM53 183L50 184V186H53ZM70 183H69V185H70ZM75 183H76V182H75ZM88 183H89V182H88ZM97 183H98V182H97ZM163 183H164V182H163ZM221 183H223V182H219V184H221ZM261 183H262V182H261ZM10 184H11V185H10ZM43 184H44V183H43ZM47 184H48V183H47ZM55 184H57V183H55ZM67 184H68V183H67ZM73 184H74V183H72V186H71V187L74 186ZM192 184H193V183H192ZM195 184L197 185V181H196ZM195 184H194V185H195ZM211 184H212V183H211ZM252 184H253V183H252ZM59 185H60V183H59ZM59 185H56L57 188L59 187ZM61 185H62V183H61ZM76 185H77V184H76ZM87 185H89V184H87ZM87 185L84 184V186H83V188L85 187V188H84V189H85V191H84V195H83V194H79V196H81V195H82V196H85V195L87 196V195L89 194V192L86 191V189L88 190V188H90V186L88 187ZM91 185H92V184H91ZM112 185H113V183H112ZM173 185H171V186H173ZM196 185L193 186V187L190 189V190H192V193H193V191H194ZM201 185H203V183H202ZM223 185H225V184H223ZM18 186H19V185H18ZM63 186H64V185H63ZM78 186H80V185H78ZM86 186H87L88 188H87ZM113 186H114V185H113ZM146 186H148V185H146ZM171 186H170V187H171ZM205 186H206V184H205ZM226 186H227V185H226ZM226 186H225V187H226ZM69 187H70V186H69ZM69 187H68V188H69ZM71 187H70V188H71ZM95 187H96V185H94V189H95ZM148 187H149V186H148ZM198 187H199V186H198ZM229 187H233V188H234V184H233V185L229 184ZM249 187H250V186H249ZM251 187H252V186H251ZM32 188H33V187H32ZM36 188H37V187H36ZM38 188H39V187H38ZM38 188H37V189H38ZM47 188H49V187H47ZM68 188H67V190H68ZM70 188H69L70 191L68 190L69 193H70L72 190H74V189L71 190ZM73 188H74V187H73ZM76 188H77V187H76ZM79 188H80V187H78L77 190H78ZM83 188L81 187L82 190H83ZM119 188H120V187H119ZM162 188H163V187H162ZM168 188H169V187H168ZM188 188H190V187H188ZM14 189H15V188H14ZM37 189H36V190H37ZM39 189H40V188H39ZM42 189H45V187L42 188ZM49 189H50V188H49ZM51 189H52V188H51ZM60 189H62V188L60 187ZM94 189H92L93 192H94ZM101 189H102V186L100 187V190H101ZM110 189L112 190V187H111ZM199 189H201V188L199 187ZM216 189H217V188H216ZM230 189L232 190V188H230ZM257 189L259 190V188H257ZM58 190H59V188H58ZM64 190H65V189H64ZM131 190H132V189H131ZM188 190H189V189H187V191L184 192V195H186L187 198L190 197V196H188V194H189V191H188ZM231 190H230V192L233 191L232 193H234V189H233L232 191H231ZM241 190H242V189H241ZM255 190H256V189H255ZM12 191H13V189H12ZM18 191H19V190H18ZM28 191H30V190H28ZM28 191H27V192H28ZM50 191H52V192L50 193ZM50 191H48V193L52 195V194H53V191H55V186H54V190L52 189V190H50ZM59 191H60V190H59ZM151 191H153V190H151ZM219 191H220V190H219ZM250 191H251V190H250ZM256 191H257V190H256ZM262 191H264V189H262ZM13 192H14V193H12V194L14 195V194H15V191H13ZM38 192H39V191H38ZM38 192L36 191V195L34 194V196H33V197H34V201L36 200V198H37L38 196H39L38 198H40V197H42V196L48 198V196L42 195L44 192H46L45 190H44V192H42V191L40 192L42 196H40V193H39V195H38ZM63 192H64V191H63ZM73 192H74V191H73ZM86 192H88V193L86 194ZM93 192H92V193H93ZM99 192H100V191H98V193H99ZM111 192H112V191H111ZM155 192H156V191H155ZM155 192H153V193H155ZM200 192H201V190H200ZM200 192H199V193H200ZM221 192H222V189H221L220 193H221ZM224 192H225V191H224ZM236 192H237V189H236ZM56 193H57V192H56ZM61 193H62V192H61ZM64 193H65V192H64ZM64 193H62V195H63L62 199L64 200V202H62V204H63V203L66 204V203H68V202L70 201L71 203L69 202L68 205H67V207H68V206L71 207L72 203H73V204L75 203L74 201H71V198H72L73 196L70 197L69 195H72V194H69V195H68L69 197H68V196H67V197H68V199H70V200H68V199H66L67 197H66V195H65ZM76 193H79V192H76ZM76 193L74 194V197H75ZM92 193H91V194H92ZM127 193H128V192H127ZM143 193H144V192H143ZM150 193H151V192H150ZM150 193H149V194H150ZM153 193H151V194H153ZM232 193H231V194H232ZM248 193H249V192H248ZM257 193H258V192H257ZM49 194H47V195H49ZM54 194H55V193H54ZM67 194H68V193H67ZM94 194H95V193H94ZM114 194H115V193H114ZM140 194H141V192H140ZM180 194H182V193H180ZM193 194H195V193H193ZM193 194H191V195H193ZM27 195H29V194H26V195H24V196H27ZM37 195H38V196H37ZM51 195H50V196H51ZM57 195H58V193H57ZM98 195H99V194H98ZM107 195H109V194H107ZM128 195H129V194H128ZM182 195H183V194H182ZM200 195H201V194H200ZM200 195L198 194V196H200ZM219 195H221V194H219ZM234 195H235V194H234ZM237 195H238V194H237ZM241 195H242V194H241ZM241 195H240V196H241ZM262 195H264V193H262ZM36 196H37V197H36ZM52 196H53V195H52ZM60 196H61V194H60ZM60 196H57V197H60ZM79 196H78V197H79ZM116 196H117V195H116ZM124 196H125V195H124ZM178 196H179V195H178ZM204 196H205V195H204ZM231 196H232V195H231ZM256 196H257V194H256ZM8 197H9V196H8ZM11 197H13V196H11ZM14 197H15V195H14ZM27 197H28L27 199H31V198H29L30 196H27ZM53 197H54V196H53ZM53 197L50 198L51 201H53V200L56 201L55 198L58 200L57 197H54V198H53ZM74 197H73V199H74ZM78 197H76L77 201L81 200L80 198H82V197H80L79 200H78ZM87 197H88V196H87ZM103 197H104V196H103ZM105 197L107 198L108 196H105ZM145 197H146V195H145ZM150 197H151V196H150ZM257 197H258V196H257ZM262 197H264V196H262ZM21 198H22V197H21ZM23 198H24V197H23ZM25 198H26V197H25ZM47 198H46V199H47ZM93 198H94V197H93ZM106 198H105V199H106ZM190 198H192V200H193V198H195V197L191 196ZM204 198H205V197H204ZM211 198H212V197H211ZM217 198H218V196H217ZM219 198H220V196H219ZM230 198H231V197H230ZM237 198H239V197H237ZM240 198H241V197H240ZM13 199H14V198H12V200H13ZM27 199H24L23 201H20V202H19V203L22 204V206H20V207H26V208L28 207L27 205L29 204V201H28V203L26 204V200H27ZM62 199H61V200H62ZM65 199H66V200H65ZM82 199H83V201H85V200H84V197H83ZM87 199H89V198H87ZM94 199H95V198H94ZM98 199H99V198H98ZM111 199H112V198H111ZM111 199H108V200L111 201ZM116 199H118V198H116ZM116 199L113 198V201L116 200ZM132 199H133V198H132ZM168 199H169V200H168ZM176 199H177V198H176ZM195 199H196V198H195ZM197 199H198V198H197ZM199 199H200V198H199ZM212 199H213V198H212ZM235 199H236V198H235ZM241 199H242V198H241ZM248 199H249V198H248ZM256 199H257V198H256ZM3 200L6 201L7 199L4 198ZM20 200H22V199H20ZM38 200H39V199H38ZM118 200H119V199H118ZM124 200H125V199H124ZM142 200H143V199H142ZM144 200H145V199H144ZM153 200H154V199H153ZM153 200H152V201H153ZM205 200H208V199H205ZM254 200H255V199H254ZM40 201H41V200H40ZM47 201H48V205H49V204H50V203H49V202H50L49 199H48ZM77 201H76V202H77ZM87 201H88V200H87ZM166 201H167V202H166ZM189 201H190V200H189ZM255 201H256V200H255ZM15 202H16V201H15ZM57 202H60V201L58 200ZM81 202H82V201H81ZM88 202H89V201H88ZM105 202H106V200H105ZM130 202H131V201H130ZM165 202H166V203H165ZM175 202H176V201H175ZM239 202H240V201H239ZM247 202H248V201H247ZM34 203H35V202H34ZM34 203H33V206H32V207H34V205H35V209H36L37 202H36L35 204H34ZM39 203H40V202H39ZM43 203H44V202H43ZM43 203H42V206H44V204H45V203H44V204H43ZM77 203H78V202H77ZM77 203H75V204L77 205ZM79 203H80V202H79ZM92 203H93V202H92ZM103 203H104V202H103ZM107 203H108V202H107ZM109 203H110V202H109ZM111 203H114V202H111ZM115 203H117V202H115ZM140 203H141V202H140ZM154 203H155V202H154ZM154 203H153L152 205H154ZM173 203H174V202H173ZM173 203H172V204H173ZM204 203H205V205H206V202H204ZM223 203H224V202H223ZM2 204H4V203H2ZM10 204H11V205L8 204V206H10L9 209L11 210V208L13 207V204H12V202H11ZM46 204H47V202H46ZM58 204H59V203H58ZM65 204H63V205H65ZM70 204H71V205H70ZM80 204H81V203H80ZM120 204H121V203H120ZM120 204H119V205H120ZM126 204H128V203H126ZM163 204H164V205H163ZM165 204H166V205H165ZM211 204H213V203H211ZM234 204H235V203H234ZM40 205H41V204H39V206H40ZM52 205H53V204H52ZM59 205H60V204H59ZM59 205H58V206H59ZM101 205H102V204H101ZM155 205H156V204H155ZM194 205H195V204H194ZM194 205H193V206H194ZM222 205H223V204H222ZM0 206H1V204H0ZM8 206H7V208H8ZM58 206H57V207H58ZM73 206H74V205H72V207H73ZM84 206H85V205H84ZM122 206H123V205H122ZM124 206H125V205H124ZM173 206H174V205H173ZM187 206H188V204H187ZM189 206H190V205H189ZM206 206H207V205H206ZM206 206H204L203 208H205ZM218 206H219V205H218ZM230 206H231V205H230ZM243 206H244V205H243ZM5 207H6V206H5ZM30 207H31V206H30ZM46 207H47V205H46ZM46 207L44 206V208H43V207H42V208L45 209ZM48 207H49V206H48ZM60 207H61V206H60ZM70 207H69V208H70ZM72 207H71L70 209H72ZM75 207H76V206H75ZM85 207H86V206H85ZM108 207H109V206H108ZM144 207H145V206H143L142 208H144ZM220 207H221V206H220ZM7 208H6V209H7ZM26 208H25V211H26ZM38 208H39V207H38ZM38 208H37V210H39ZM58 208H59V207H58ZM77 208H78V207H77ZM81 208H83V207H81ZM147 208H148V211H149V210H150V207L147 206ZM147 208H146V209H147ZM151 208H152V207H151ZM185 208H186V207H185ZM189 208L191 209V207H189ZM203 208H202V209H203ZM229 208H230V207H229ZM0 209H1V208H0ZM3 209H4V208H3ZM6 209H5V210H6ZM9 209H8V210H9ZM16 209H17V210H20L18 207H17ZM23 209H24V208H23ZM73 209H75V208L73 207ZM131 209H132V207H131ZM153 209H154V208H153ZM175 209H176V208H175ZM181 209H182V208H181ZM187 209H188V207H187ZM187 209H186V210H187ZM195 209H196V208H195ZM195 209H194L193 211H195ZM197 209H199V208H197ZM197 209H196V210H197ZM261 209H262V208H261ZM5 210H3L2 213L5 212ZM10 210H9L8 212H10ZM33 210H34V209H33ZM47 210H48V209H47ZM53 210H55V209H53ZM56 210H57V208H56ZM65 210H66V208H65ZM67 210H68V208H67ZM76 210H77V209H76ZM86 210H87V209H86ZM86 210L81 211V212H82V213H81V217L85 215L84 213H85ZM114 210H115V209H114ZM122 210H123V209H122ZM227 210H228V209H227ZM233 210H235V208H234ZM236 210H237V209H236ZM240 210H242V209H240ZM249 210H250V209H249ZM11 211H12V210H11ZM156 211L158 212V210H156ZM156 211H155V212H156ZM160 211H161V208H160ZM162 211H163V210H162ZM180 211H182V212H179V213H180V216L183 215V214L185 213V212H183V210H180ZM188 211H189V210H187L186 212H188ZM215 211H216V210H215ZM244 211H245V210H244ZM246 211H247V210H246ZM0 212H1V211H0ZM16 212H17V211H16ZM26 212L29 213L28 209H27ZM26 212H25V213H26ZM35 212H36V211H34V213H35ZM40 212H41V211H40ZM43 212H45V211L43 210ZM54 212H55V211H54ZM89 212H90V211H89ZM132 212H133V211H132ZM155 212H154V214H155ZM5 213H6V212H5ZM5 213H4V214H5ZM19 213H20V212H19ZM19 213H17V214H19ZM28 213H27V215L30 216ZM58 213H59V212H58ZM65 213H66V212H65ZM79 213H80V212H79ZM100 213H101V212H100ZM103 213H104V212H103ZM159 213H160V212H159ZM228 213H230V212H228ZM228 213H227V214H228ZM52 214H53V213H52ZM60 214H61V213H60ZM34 215H35V214H34ZM62 215H63V214H62ZM111 215H112V214H111ZM111 215H110V216H111ZM228 215H229V214H228ZM25 216H26V215H25ZM66 216H67V215H66ZM86 216H88V215H86ZM94 216H95V215H94ZM114 216H115V215H114ZM130 216H131V214H130ZM154 216H155V215H154ZM164 216H165V214H164ZM206 216H207V215H206ZM217 216H219V215H217ZM2 217H3V215H2ZM4 217H5V216H4ZM15 217H16V216H15ZM17 217H19V215H17ZM38 217H39V216H38ZM42 217H44V216H42ZM59 217H60V216H59ZM67 217H68V216H67ZM84 217H85V216H84ZM95 217H96V216H95ZM98 217H99V215H98ZM98 217H97V218H98ZM158 217H159V216H158ZM173 217H174V216H173ZM178 217H179V216H178ZM207 217H208V216H207ZM207 217H206V218H207ZM215 217H216V216H215ZM261 217H262V216H261ZM29 218H30V217H29ZM36 218H37V217H36ZM36 218H35V219H36ZM112 218H113V217H112ZM112 218H111V219H112ZM116 218H117V217H116ZM125 218H126V217H125ZM180 218H181V217H180ZM180 218H179V220H180ZM254 218H256V219H254ZM254 218L251 217V218H248V219H251V222H253L252 220L254 219V223H257V222H256L257 219H261L262 221H264V217H262V218H260V217H259V218H258V217H254ZM7 219H9V218H7ZM25 219H26V218H25ZM68 219H69V218H68ZM199 219H200V218H199ZM231 219H232V218H231ZM245 219H246V218H245ZM245 219H244V221H246ZM14 220H15V219H14ZM30 220H31V219H30ZM48 220H49V219H48ZM82 220H83V219H82ZM123 220H124V218H123ZM8 221H9V220H8ZM8 221H7V223H8ZM15 221L18 222V221H19V218H18V220H15ZM23 221H24V220H23ZM45 221H46V220H45ZM96 221H97V220H96ZM107 221H108V220H107ZM147 221H148V220H147ZM155 221H156V220H155ZM244 221H242V222H244ZM249 221H250V220H248L247 222H249ZM10 222H11V221H10ZM10 222H9V223H10ZM13 222H14V221H13ZM16 222H15V223H16ZM29 222H30V221H29ZM49 222H50V221H49ZM49 222H48V223H49ZM58 222H59V221H58ZM78 222H79V221H78ZM84 222H85V221H84ZM88 222H90V221H88ZM144 222H145V221H144ZM181 222H182V221H181ZM183 222H187V221H183ZM198 222H199V221H198ZM206 222H207V221H206ZM242 222H240V223H242ZM259 222H261V221H259ZM21 223H22V222H21ZM32 223H34V222H32ZM86 223H87V222H86ZM98 223L100 224V222H98ZM101 223H102V222H101ZM118 223H121V222L118 221ZM171 223H173V222H171ZM236 223H237V222H236ZM238 223H239V222H238ZM240 223L237 225V226H238L237 229L239 228V226H242V224L240 225ZM17 224H19V223H16V226H17ZM87 224H89V223H87ZM108 224H109V223H108ZM156 224H157V223H156ZM181 224H182V223H181ZM245 224H246V222H245ZM249 224H250V222L248 223V225H249ZM261 224H262V223H261ZM14 225H15V224H14ZM67 225H68V224H67ZM114 225H117V223H116V224L114 223ZM118 225H119V224H118ZM126 225H127V226H126ZM251 225L253 226V224H251ZM255 225H256V224H255ZM262 225H264V224H262ZM20 226L23 227V224H21ZM20 226H19V227H20ZM27 226H28V225H27ZM30 226H31V225H30ZM34 226H35V225H34ZM45 226H46V228L43 229V230H45L44 234H41V235H40V234H39L40 232H39V231L37 232V230H36V232H37L39 235H37V237H36L35 235H33V237H32L31 239L28 238L29 240H31V242H30V244H29V247H25V243L23 242V240H22L23 238L21 237L22 239L20 238V239H18V241H17V245H16L15 250L10 251V249H9V252H8V253H7V252L4 253L5 251H8L7 249H4V252H3V253L1 252V255H2V254H5V256L3 255V256H4V260H6V259H5L6 257H7V259H9V257H12V259L15 257L16 261H18L19 264H32V263H36V264H37V263H39L40 261H42L43 259H45V257H47L46 254H48V256H49V253H50L51 250L56 252V250L58 249V247H59V249H61L60 247H63V245H64V250H66V249L68 248L69 251H68V250L64 251L63 249H61L62 251H64V252H62V253H64V254L67 255V254L70 252V253L67 255V256H69V257H71L72 254H73V256H74V252H75V250H76L77 252H82L81 250H83V249H81L80 246H79V248H77L78 245H77V246L75 245V247H72V246H71V245L74 246V242H75V241L77 242V240H78L79 243H80V241H81V240H80V236L74 235L75 233L77 234V231H76L77 229L74 230V231H73L74 228H71L70 230H68V232H70V231L72 230V231H71L72 234H73L76 238L78 237V238L76 239V238H73L74 236L72 235V236H73V237H72L73 240H72V238H71V236H70L71 234H69V236H66V235L68 234V232H67V234H66L65 231H62V228L60 229V230H61V231H60V230H59V226L56 227L55 224H54V225H51V224H50V225H49V224L47 225V224H46ZM71 226H72V225H71ZM85 226H86V225H85ZM85 226H84V227H85ZM104 226H105V224H104ZM161 226H162V223H161ZM252 226L250 227L251 229H253ZM12 227H14V226H12ZM12 227H11V228H12ZM55 227H56V229H55ZM82 227H83V226H82ZM225 227H226V225H225ZM225 227H224V228H225ZM11 228H10V229H11ZM15 228H16V227H15ZM31 228H32V226H31ZM68 228H69V227H68ZM79 228H80V225H79ZM85 228H86V227H85ZM88 228H89V227H88ZM90 228H91V227H90ZM93 228H94V227H93ZM101 228H102V227H101ZM101 228H99V229H101ZM103 228H104V227H103ZM112 228H113V227H112ZM141 228H142V227H141ZM177 228H178V227H177ZM17 229H18V227H17ZM35 229H36V227H35ZM35 229H34V230H35ZM81 229H82V228H81ZM96 229H97V228H96ZM127 229H128V224H127V223H126L125 225L122 223L121 226H120L119 228H118L117 226H114V229H113V230L111 229V230H112V233H114V234H112V236H113V235H116L117 237H119L118 235L121 234L120 236H121L122 238L120 239V242L123 241L122 247H127L129 243H132L134 240H137V239H138V235H137V233H135V234H130L129 236H127V235H126ZM146 229H147V228H146ZM170 229H171V227H170ZM184 229H185V228H184ZM226 229H227V228H225V230H226ZM228 229H229V227H228ZM240 229H241V228H240ZM11 230H12V229H11ZM29 230H30V229H29ZM78 230H80V229H78ZM83 230H84V229H83ZM91 230H92V229H91ZM94 230H95V229H94ZM105 230H106V229H105ZM159 230H160V229H159ZM164 230L166 231V229H164ZM223 230H224V229H223ZM225 230H224V231H225ZM244 230H245V229H244ZM14 231H15V230H14ZM14 231H13V232H14ZM16 231H17V230H16ZM85 231H86V230H85ZM95 231H96V230H95ZM118 231H119L120 234H117ZM224 231H223V232H224ZM226 231H227V230H226ZM226 231H225V233H226ZM233 231H234V230H233ZM233 231H232L231 234H230V238H231V235H232ZM236 231L239 232L240 230L238 229V230H236ZM253 231H254V230H253ZM73 232H75V233H73ZM78 232H79V231H78ZM218 232H219V231H218ZM227 232H228V231H227ZM234 232H235V231H234ZM238 232H237V234H238ZM11 233H12V231H11ZM14 233H15V232H14ZM17 233H18V232H17ZM17 233H16V234H17ZM37 233H36V234H37ZM88 233H89V232H88ZM151 233H152V232H151ZM151 233L149 232L150 236H151ZM190 233H191V232H190ZM243 233H244V232H243ZM255 233H256V232H255ZM16 234H15V235H16ZM21 234H23V233H21ZM79 234L81 235L80 232H79ZM91 234H92V233H91ZM94 234H95V233H94ZM149 234H148V235H149ZM165 234H166V233H165ZM165 234H164V235H165ZM192 234H193L194 236H196L195 233H191L190 235H192ZM227 234L229 235V233H226V234L223 233V235L228 236ZM19 235H20V233H19ZM25 235H26V233H25ZM27 235H30V234H27ZM27 235H26V236H27ZM99 235H100V234H99ZM142 235H143V237H145V236L147 235V233H146V234L143 233ZM144 235H145V236H144ZM148 235H147V236H148ZM234 235H235V233H234ZM12 236H13V235H12ZM40 236H42V237L44 236V237H43L44 240L42 239V240L45 242L44 245L42 244V242H43L42 240L39 241V239H41ZM81 236H84V235H81ZM104 236H105V235H104ZM159 236H160V239H161L162 235H159ZM219 236H220V235H219ZM259 236H260V235H259ZM38 237H40V238H38ZM67 237H68V238H67ZM69 237H70V238H69ZM114 237H115V236H114ZM117 237H116V238H117ZM157 237H158V235H157ZM223 237H224V236H223ZM232 237H233V236H232ZM235 237H237V235H236ZM235 237H234V238H235ZM84 238H85V237H84ZM99 238H100V237H99ZM163 238H164V236L162 237V240H165V239H163ZM167 238H168V237H167ZM193 238H194V237H191V239H193ZM195 238H196V237H195ZM225 238H227V237H225ZM225 238H223L224 241L226 240ZM228 238H229V237H228ZM258 238H259V237H258ZM12 239H14V238H12ZM16 239H17V238H16ZM28 239H27V240H28ZM74 239H75V241H74ZM81 239L83 240L82 237H81ZM85 239H86V238H85ZM144 239H145V238H144ZM155 239H156V238H155ZM173 239H174V238H173ZM221 239H222V238H221ZM14 240H15V239H14ZM99 240H100V239H99ZM107 240H109V238H108ZM180 240H181V239H180ZM239 240H240V241H244V240H241V239H239ZM15 241H16V240H15ZM24 241H25V240H24ZM41 241H42V242H41ZM72 241H73V242H72ZM83 241H84V240H83ZM97 241H98V240H97ZM115 241H116V240H115ZM142 241H143V240H142ZM144 241H145V240H144ZM160 241H161V240H160ZM191 241H193V240H191ZM228 241H229V240H228ZM228 241H226V242H228ZM232 241H234V240H232ZM237 241H238V240H237ZM245 241H246V240H245ZM256 241H257V240H256ZM13 242H14V241H13ZM71 242H72V243H71ZM76 242H75V244H76ZM93 242H94V241H92V243H93ZM111 242H112V241H111ZM140 242H141V241H140ZM140 242H139V244H140ZM150 242H151V241H150ZM161 242H163V241H161ZM169 242H170V241H169ZM220 242H221V244H222V245L220 244V247H223V250H225V246H223V244H225L226 242H223L222 240H221ZM220 242H219V243H220ZM230 242H231V240H230ZM234 242H235V241H234ZM251 242H252V241H251ZM251 242H250V243H251ZM90 243H91V242H90ZM100 243H101V242H100ZM105 243H106V244H104V245H108V244H109V243L107 244V242H105ZM117 243H118V242H117ZM134 243H135V242H134ZM151 243H152V242H151ZM151 243H150V244H151ZM231 243H232V242H231ZM238 243L241 244L239 241H238ZM250 243H249V244H250ZM252 243H253V242H252ZM252 243H251V244H252ZM12 244H13V243H12ZM77 244H78V243H77ZM81 244H82V242H81ZM83 244H85V242H83ZM93 244H94V243H93ZM124 244H125L126 246H124ZM148 244H149V243H148ZM150 244H149V245H150ZM159 244H160V243H159ZM164 244H165V243H164ZM183 244H184V243H183ZM234 244H237V243L235 242ZM239 244H238V245H239ZM242 244H243V243H242ZM244 244H246V243L244 242ZM247 244H248V242H247ZM255 244H256V243H255ZM26 245H27V243H26ZM61 245H62V246H61ZM87 245H88V244H87ZM97 245H98V244H97ZM100 245H101V244H100ZM102 245H103V244H102ZM134 245H135V244H134ZM149 245H148V246H149ZM166 245H167V244H166ZM170 245H171V244H170ZM178 245H179V244H178ZM191 245H192V243H191ZM227 245H228V244H227ZM231 245H233V244H231ZM238 245H235V246L238 247L237 249H241L240 251L237 250L236 247H235V248H234V247L232 248V246H231V248L233 249V250H232L233 252H232L231 250H228V249L226 248L227 250H225V252L222 250V252H223L224 254H222V253L219 254L220 252H219L218 248H220V247L216 248L217 250H216L215 252L218 251L217 254H216L215 252H214V254L212 253L211 256L214 257V255H215V257L211 259L210 256H209V258H210L211 260L209 261V263H208V262H207V263L210 264V263H212L211 261H213L214 264H215V263H216V264H228V263H229V264H230V263L232 264L233 261H237L236 258L239 260V259L241 258V256L239 257V254H238V253L241 252V251L243 252V248H244V247L241 248V246H240V245L238 246ZM14 246H15V245H14ZM14 246H13V248H14ZM68 246H71V247H68ZM81 246L83 247V245H81ZM95 246H96V245H95ZM110 246H111V245H110ZM120 246H121V245H120ZM131 246H132V245H131ZM153 246H154V245H153ZM182 246H183V245H182ZM210 246H212V245H209V247H210ZM242 246H243V245H242ZM244 246H246V245H244ZM9 247H10V245H9ZM89 247H91V245H90ZM89 247H88V248H89ZM108 247H109V246H108ZM132 247H134V246H132ZM139 247H140V246H139ZM139 247H138V248H139ZM207 247H208V246H207ZM226 247H229V248H230V246H226ZM256 247H257V246H256ZM10 248L13 249L12 247H10ZM70 248H73V250L70 251ZM75 248H76V249H75ZM83 248H84V247H83ZM146 248H147V247H146ZM152 248H153V247H152ZM249 248H250V247H249ZM251 248H252V247H251ZM59 249H58L57 251H58L60 254L57 253V252H56V254H58V256H61L62 253L60 252L61 250H59ZM80 249H81V250H80ZM90 249H93V248H90ZM112 249H113V248H112ZM116 249H117V248H116ZM116 249H115V250H116ZM118 249H119V248H118ZM121 249H123V248H121ZM121 249H120V250H121ZM140 249H141V248H140ZM148 249H149V248H148ZM162 249H163V248H162ZM175 249H177V248H175ZM175 249H174V252H175ZM179 249H180V248H178L177 250L179 251ZM221 249H222V248H221ZM244 249H245V248H244ZM100 250H101V249H100ZM106 250H108V249H106ZM115 250H114V251H115ZM126 250H127V249H126ZM143 250H144V249H143ZM143 250H142V251H143ZM146 250H147V249H146ZM177 250H176V251H177ZM235 250H236V251H235ZM246 250H247V249H246ZM255 250L258 252V250H257L256 248L254 249V251H255ZM52 251H51V253H52V254H53V253L55 254V252H52ZM73 251H74V252H73ZM84 251H87V250L84 249ZM89 251H90V250H89ZM101 251H103V250H101ZM127 251H128V250H127ZM127 251H126V252H127ZM137 251H138V250H137ZM150 251H151V250H150ZM238 251H239V252H238ZM250 251H251V250H250ZM254 251H253V252H254ZM65 252H67V253H65ZM71 252H72V254H71ZM77 252H75V254H77ZM116 252L118 253L119 251L117 250ZM139 252H140V250H139ZM161 252H162V250H161ZM242 252H241V254H242ZM245 252H247V251H245ZM251 252H252V251H251ZM131 253H132V251H131ZM143 253H144V252H143ZM149 253H150V252H149ZM162 253H163V252H162ZM162 253H159V254L162 255ZM177 253H178V252H176V254H177ZM189 253H190V252H188V254H189ZM25 254H26V255H25ZM52 254H50V255H52ZM70 254H71V255H70ZM78 254H79V253H78ZM78 254H77V256H78ZM81 254H82V253H80L79 255H81ZM146 254H147V253H146ZM151 254H152V253H151ZM151 254H150V255H151ZM154 254H155V253H154ZM174 254H175V253H174ZM179 254H180V253H179ZM235 254H236V255H235ZM237 254H238V256H237ZM1 255H0V257H3V256H1ZM62 255H63V254H62ZM66 255H64V256L67 257ZM155 255H156V254H155ZM167 255H168V252H167ZM177 255H178V254H177ZM243 255H244V254H243ZM58 256H56V257L59 258ZM92 256H93V255H92ZM116 256H117V255H116ZM120 256H121V255H120ZM133 256H134V255H133ZM165 256H166V255H165ZM191 256H193V255H191ZM234 256H235V257H234ZM236 256H237V257H236ZM61 257H62V256H61ZM69 257H68V258H69ZM74 257H76V256H74ZM93 257H94V256H93ZM96 257H97V256H96ZM117 257H118V256H117ZM117 257H116V258H117ZM124 257H126V256H124ZM172 257H173V255H172ZM178 257H179V256H178ZM50 258H51V257H50ZM50 258L47 257V259H49V261H50ZM53 258H54V257H53ZM53 258H52V260H53ZM62 258H63V257H62ZM68 258H67V259H68ZM90 258H91V257H90ZM106 258L108 259L107 256H106ZM113 258H114V257H113ZM116 258H115V261H116ZM127 258H128V257H127ZM127 258H126V259H127ZM143 258H144V257H143ZM149 258H150V257H149ZM222 258H223V259H222ZM233 258H234V259H233ZM242 258H243V257H242ZM1 259H2V258H1ZM10 259H11V258H10ZM10 259H9L10 262H8V263L12 264V263H11L12 260H10ZM64 259H65V258H64ZM72 259H73V258L71 257V260H72ZM107 259H106V261H109V260H107ZM122 259H123V258H122ZM128 259H129V258H128ZM147 259H148V257H147ZM188 259H189V258H188ZM191 259H192V258H191ZM206 259H207V261L209 260L208 258H206ZM206 259H204V260H206ZM260 259H261V258H260ZM65 260H66V259H65ZM73 260H74V259H73ZM79 260H80V258H79ZM91 260H94V259H91ZM91 260H90V261H91ZM136 260H137V259H135V262H136ZM143 260L146 261V258H144ZM143 260H142V261H143ZM149 260H150V259H149ZM154 260H155V259H154ZM192 260H193V259H192ZM7 261H8V260H7ZM16 261H15V263H16ZM20 261H24V262H26V263H22V262L20 263ZM27 261H28V262H27ZM37 261H38V262H37ZM69 261H70V260H69ZM97 261H98V260H97ZM101 261H102V260H101ZM101 261H99V262H101ZM106 261H105V262H106ZM110 261H111V260H110ZM113 261H114V260H113ZM133 261H134V258H133ZM156 261H157V260H156ZM164 261H165V260H164ZM190 261H191V260H190ZM190 261H189V262H190ZM250 261H251V260H250ZM1 262H2V261H1ZM5 262H6V261H5ZM5 262H4V263H5ZM18 262H17V264H18ZM65 262H66V261H65ZM65 262H64V264H66ZM86 262H87V261H86ZM88 262H89V261H88ZM92 262H93V261H92ZM123 262H124V261H121V263H123ZM127 262H128V261H127ZM130 262H131V261H130ZM4 263L2 262V263H0V264H4ZM81 263H82V262H81ZM97 263H98V262H97ZM97 263H96V264H97ZM141 263H142V262H141ZM72 264H73V263H72ZM79 264H80V263H79ZM105 264H109V263H105ZM130 264H131V263H130ZM134 264H135V263H134ZM154 264H156V263H154ZM189 264H192V263H189ZM233 264H236V262L233 263ZM253 264H254V263H253Z\"/></svg>",
  "mask_w": 264,
  "mask_h": 264
}]
</instances>
